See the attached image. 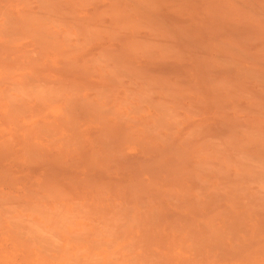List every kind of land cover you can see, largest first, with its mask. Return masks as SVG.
Returning <instances> with one entry per match:
<instances>
[{
  "label": "rangeland",
  "instance_id": "374dc122",
  "mask_svg": "<svg viewBox=\"0 0 264 264\" xmlns=\"http://www.w3.org/2000/svg\"><path fill=\"white\" fill-rule=\"evenodd\" d=\"M149 1L150 0H0V264H29L31 261V264H42V262H45V264L46 262L47 264H130L129 262H131V264H264L263 256L258 257L264 254H262V251H258L260 254L256 252L257 249L263 250L264 248V227L263 224L259 223L262 218V221L264 223V217L263 214H261L262 218L261 216H259L260 220L258 222V217H256L257 215L253 214V218L252 215H250L248 212L250 211L249 207L251 208L252 206V201L253 205L255 204L257 205V208L259 207V213L260 211H262L259 203H256L258 200H253V198L256 196L260 198L261 195H264V140H261V143L263 142L262 145L260 142H258L259 139H261V136H263L262 139H264V123H262L264 122V0H157L156 2L158 4L153 0L150 2ZM152 2H154V4ZM136 4L137 6L140 5L141 8L139 7L140 9L136 10ZM237 4L240 6V9H237L238 11H235L236 7L238 8ZM258 4L260 5V7ZM214 6L221 7L218 8ZM233 6L236 7L234 8ZM225 7L227 9H225ZM217 8L218 11H222L220 14V11L218 12V14H216ZM257 8H260V10L258 11ZM129 12H131V14ZM117 13H119V16L117 15ZM39 14L41 16H39ZM33 16L35 19H37L36 21ZM26 17L28 19L31 18L32 21L31 19L28 20ZM160 17H162L163 20ZM125 18L129 21H127ZM14 20L15 22H13ZM8 21H10L9 23L11 24L7 25ZM36 22H39V24H37ZM133 24L135 29H132L134 28ZM80 27L84 28L83 31L86 30V32H80V30L77 29H80ZM85 27L88 29H85ZM90 28H92L93 30ZM120 28H123L121 29V32ZM129 28H131L132 30ZM168 30L171 32H165ZM3 31L5 34L3 33ZM163 31L165 32V34ZM8 32L12 33H10L11 36L10 34H6ZM19 32H21L22 34H19ZM159 32L162 33L163 36ZM175 33L177 35H175ZM178 34H181L180 36H182V40L179 39L181 37H179ZM157 35L159 36L157 37ZM39 36L41 38H39ZM177 36L179 38H177ZM137 37L139 38L137 39ZM19 38L20 40H18ZM130 40L131 43L133 41L135 42L136 40L137 43L135 44L138 48H136L134 42L132 43L133 45L131 43H128ZM177 40L179 42H177ZM143 43H145V46L143 45ZM145 48H148V50L146 49L145 51ZM184 49L186 53L187 50H190L188 51V53H190L188 54V56L184 55V57H180H183L184 61H187H183L184 63H181L183 58L179 60L180 58L178 59L177 55H179L181 51H184ZM142 52L144 53V55ZM195 52L197 61H195V59H193L192 57V53L195 54ZM162 54H164V56L168 55L170 57L176 54L177 59L180 62H177V59L174 57L175 61H171V59L174 60L173 58H171L170 60L168 59L169 62L166 63L167 60H163L164 56H161ZM136 55H138L139 57ZM180 55H183V53ZM186 56L192 57V60L190 58L189 59L191 61L185 60L188 59ZM37 60H39V62ZM33 61L38 62L41 65H39L38 67L37 63V66H34L35 63L33 64ZM119 61L120 63H117ZM162 61H164L165 64H163L164 62ZM7 62L9 63L10 68H12L11 66L13 65L17 70H14V67L12 69H9V67L7 66ZM32 64L33 67H31ZM119 64H122L123 68L122 65L119 66ZM195 64L200 65L199 67H201L202 69L204 67V72L206 71L208 73H201L203 72L201 71V68H199V72L198 70L197 72L195 70L196 73H193L194 70L191 71V69H197V66ZM128 66L131 67L129 68ZM20 67L26 68H21V70L23 69L21 71L20 69H18ZM107 67L108 69H105ZM42 69L45 73L43 71L40 72ZM111 71H114L116 76H113L114 72L111 73ZM135 71L137 73H134ZM188 71L191 72L189 73ZM11 72L13 73V75ZM39 72L42 75L41 77L39 76ZM127 72L129 73L127 74ZM132 72L134 75L130 74ZM35 73H38V75H36ZM110 73L112 74L114 79H112ZM198 73L201 74V77ZM137 74L140 75V77ZM193 74L199 76L197 77L198 80ZM105 75H109L111 77L110 78L109 76H107L110 81L113 80V82H115L116 80L115 83L116 86L119 87V89H117L118 87L116 88V86L114 85L115 83H113L112 81L111 82L113 84L107 82L109 83L107 84V86L110 84L113 85V88L115 86V91L117 92L116 97L118 96L117 99H115V95H112L116 94L114 93L115 91H111V89H113L110 88L112 85L108 87V89H110L109 92H106V89L105 92L101 93V91H104L101 90V87H103L106 81H109V79L107 80V78L106 80H104ZM136 75L138 77H136ZM75 76L81 77L85 81H91L89 83L87 82V84L92 83L91 85H93V83H97L98 85V83H100V85H103H101V87L99 86L100 88H98V86L96 85V87L98 88L96 93V88L90 89L88 86H86V83H83V86L79 80L82 87L86 86L89 89L83 93L81 92L83 95L78 97V94H80V92L78 93L77 90L75 91V88L77 85H79V82L77 83L75 81L78 80V78H76ZM117 76L120 78H115ZM192 76L194 77L192 78ZM199 79H201V82L202 80H204L206 85L203 86V82L201 83ZM30 80L32 83L30 82ZM100 80H103L105 82L101 83ZM29 82L32 84L31 88L37 86L36 89L38 90L34 92V89H30L34 92L31 94L37 95V93L43 92L46 98H44V95L42 96L41 93L39 95V98L35 97V95L31 96L29 95V93H27L29 96L25 95V93L21 89V84H26H23V86L27 89V87H30ZM199 82L201 83V85ZM18 83L19 85H21L20 89L23 92H20L19 94L22 93L25 96H22V94H16L19 91L15 92L14 89L15 85H17ZM33 83H35L36 85ZM196 83H198V85L200 86H196ZM10 84L12 86H10ZM43 84L47 89L44 88ZM191 84L194 86H191ZM51 85L56 92L62 90V87L66 85H68L66 87H68L69 89L67 88L68 91H64V88V93L59 98L56 96V94L53 95L55 92L51 88ZM107 86L104 88H107ZM205 86L208 87V89L210 88V91L214 90L215 88V91L219 89V95L217 96L219 97L222 95L221 97L223 100V102L222 100L220 102V99H217L219 103H217V101L214 103L213 101H215L216 97L214 99L212 98V101H209V103L213 102L214 105L212 107V105L210 104V107L216 109L213 110L212 108L209 109L207 107L210 111L212 110L210 113L206 112L209 110L205 107V112L201 111L203 107H201L202 109L200 110L198 109V107L205 105L207 101L206 99L209 98L208 97L205 99L206 95H203L204 93L202 90H204L203 87L206 88ZM86 87L85 89H87ZM93 87H95V85H93ZM126 87H128L127 89L129 90L131 89L130 91L135 90L136 93H140V96H138V98L133 97V95H136L135 93L130 96L132 97V100L134 99V102L127 96L126 91H124L125 89L122 90ZM167 87H169L170 89H168ZM55 88L60 90L57 91L55 90ZM70 88L73 91H71ZM164 88H166L167 91ZM16 89H18V87ZM208 89L204 91L207 92ZM11 90L14 91L12 92ZM43 90H47L48 92L46 91L44 93ZM81 90L82 89H80V91ZM25 91L28 92V90ZM168 91L171 93H169ZM184 91H186L187 93ZM51 92L54 93L50 95ZM200 92L203 94L201 95ZM72 93L74 94L72 95ZM209 93L210 92H208V94ZM9 94H11L10 97ZM48 94L50 96H48ZM58 94L60 95L61 93L59 92L57 93V95ZM75 94L76 97L74 96ZM103 94H105V98H107V94H111L110 96L113 98V100H111V98L105 99L104 96V100L102 97H100L102 100H97V96H102ZM211 94L212 95H210V97H214V92H212ZM12 96L14 97V100L18 101H13L15 105L12 103ZM21 98H23V100L26 99V102L23 101L22 104H20L22 101L20 100ZM69 98H71L72 101ZM40 100L42 101V103L40 102ZM125 101L127 103L131 102L132 104L124 103ZM176 102L178 104H176ZM10 103H12L13 106ZM26 103L27 105L25 106ZM73 103H76L75 106H78L74 107ZM157 104H161L162 106L163 104H166L164 105L165 108L161 107V110L163 112V109H166V106L167 108H169L166 110V112L161 113L158 107L161 105ZM215 104L219 105V107L217 108ZM221 104L222 107H220ZM40 105L42 107H40ZM177 105L179 108L177 107ZM38 106L40 108H38ZM138 106H140V109L137 111ZM195 106L197 108H195ZM206 106H209V104H206ZM76 108L77 110H75ZM245 109H247L248 111H246ZM16 111L17 114L15 113ZM66 111H68L69 113ZM219 113H223L224 115L222 114V117H217L216 114ZM72 114L76 118L75 122H72L74 120H70L73 117L71 116ZM220 114L219 116H221ZM249 119H251V121ZM68 120L72 122L71 124L75 123V130L71 129V127L74 126H66L69 129L64 126L69 123ZM121 124H124L122 126L126 129V132H124V130L122 129L124 134L122 130H120L121 128L119 125ZM255 124L257 125V127L255 126ZM258 124H261L260 127ZM43 126L46 127L44 130ZM111 126L117 127L112 128ZM37 127L39 128V130L44 131L43 134H41V131L37 130L36 134H41V137L39 135L35 136L34 134H31L35 133L36 130H33V128L38 129ZM49 128L51 129L49 130ZM149 128L151 130L153 129L154 136ZM45 130H49L50 132L53 131L51 134L52 136L50 135L49 131V134L45 135ZM208 130H210L209 132L211 133H207ZM213 131H215V133ZM198 132L199 137L202 136L201 138L198 137ZM56 133L57 135H59L58 137L56 135L54 136V134ZM104 133H106V135ZM131 133L134 134L131 135L132 140L129 137V134ZM42 135H44V137ZM123 135H126V137L128 138L125 139ZM257 137L258 140H256ZM59 140L60 142H58ZM184 140H186V142ZM253 142H256L257 144ZM55 144H57V146ZM68 144H72L74 147H77L74 148L72 145ZM258 144L260 145L257 146ZM154 148H156L158 152ZM152 149H154L155 151ZM203 149L205 153L202 152ZM81 150H83L84 153L86 152L84 154L86 157H83V153L80 154ZM216 151H221L225 155L221 156V153L219 152V158H217ZM210 153L211 157H209V155L206 156ZM39 154L42 156H40ZM199 154L203 155L200 156ZM37 155L39 156V158L37 157ZM65 155H67L68 159ZM212 155H215L216 157ZM43 156H45V158ZM227 156L229 157L230 161L231 159L235 158L232 160L235 164L231 163L230 165V162H227ZM40 157H42L45 162L49 163L41 162L40 165L39 161H42ZM121 157L123 160L120 159ZM35 163H38L41 167L39 165L35 166ZM238 165L242 167L238 168ZM123 166L126 169L128 168L130 170L126 171L125 168H122ZM88 167L90 168V170ZM4 172H8L9 175L5 174ZM246 175L252 178L256 177V179H258L259 181L256 179H251L252 181L254 180L252 183V181L248 179L249 177H247ZM54 178L56 179L55 181H58V183H55V181L54 183L59 185H55V187L59 188V190L61 189V192H59L58 190V192L61 193V196L56 193L57 188H55V196L53 195V193H51V187L54 190V185L51 186L50 184H54L52 182ZM229 178L231 179V182L233 179V181H236L237 178H240L237 179V182L234 183H236L237 185H241L240 183L243 181L242 185L244 186V181H246L247 179L248 183L251 181L249 184H246L247 188L245 187V189L247 191L243 189V191L246 193L240 192L242 189L238 193L237 190L239 188L235 190V185L233 182L232 184L234 186L231 184ZM227 179L229 182L227 181ZM144 181H146V184L144 183ZM238 181L240 183H238ZM255 182H257L256 185ZM174 183L177 186L180 185L181 190H185L186 188V192H184V190L179 191V187L177 188ZM68 184H70V186H68ZM250 184L252 185L250 186ZM76 185H79V188ZM138 185L142 187L140 188L138 187ZM167 185H174L175 187L173 186L171 189L166 187ZM192 185L194 186L192 187ZM227 185H230L229 187H233H231L232 191ZM48 186H51L50 191H48ZM73 186L75 189H77V191L79 189L81 190H79L78 192L75 191L74 188H72L74 189L72 190L71 187ZM248 186L251 187V189ZM202 187L206 188V191ZM97 188L100 190H98ZM194 188L195 190H193ZM219 188L223 190L221 191ZM224 188H227V190H230L231 192H226V189ZM112 189L113 191L111 192ZM197 189L200 191L201 195L200 193H197ZM90 190L92 191V193ZM189 190H193V193H191V191L189 192ZM219 190L221 192L220 195H222L223 197H219V193L216 194V192H218ZM233 190L237 191V194L232 193ZM74 191L77 194L74 193ZM46 192H48L49 195L48 193L46 194ZM80 192L83 193L81 194ZM223 192L226 193L223 194ZM78 193H80L82 197L83 195H85V199L82 198L79 201L80 194ZM97 193H103L99 196L101 199L98 197ZM211 193L214 195L212 196ZM50 194H52L54 198H56V194L59 196H57V199H55V203H52L51 199L54 200V198ZM71 194L74 196V199L72 198L73 196ZM210 194L212 197L211 200L209 199L211 198L209 196ZM45 196H51V199L50 197L49 200L45 198L46 201H44V199L42 198H44ZM102 196L104 198H102ZM217 196L221 199H219ZM91 197L93 198L94 203ZM214 197L215 199L217 198V201H215ZM246 197L247 202L244 200L246 199ZM250 197L252 198V201L249 203L248 201L251 199ZM88 198L89 200H91H87ZM98 198L100 200H97ZM206 198L209 199L210 202H212V204L214 205H212L213 207H211L210 209L209 206L211 203ZM263 198L261 197V199L263 200L262 202L264 203ZM22 199H24L25 201ZM186 199H193L192 202L195 200L196 206L203 203H206V205L203 204L204 209L201 205L202 209H200L202 211L200 209L198 210V207L196 206H194V208L192 207L193 209L191 210V208H189L187 206V203L185 202ZM242 199L245 201V203H242L243 201L241 202ZM86 200L89 202L88 206H93L94 204H96L92 208V210L96 209L95 212L93 210L94 213H100L101 210L102 212H104H101L100 216L97 214L99 217L96 214H93L94 217L92 216V218H89L90 220H88L87 215L85 217L84 214L85 212L87 213V208L90 207L91 209V206L84 207L85 204H87ZM188 200L186 201L188 202ZM232 200L237 202H232ZM81 201H83V203H81ZM183 201L185 202V205H183ZM29 202L31 203V207L29 204H27ZM190 202L191 201H189L188 203ZM262 202H260V204ZM14 203L16 205H14ZM71 203L73 205H71ZM76 203L80 204H78L79 208L81 206L86 208V211L84 209L85 212L81 211L82 209H79V211L83 212L84 214H73L75 213V211H78L74 208V205H76ZM127 203L130 205V207L128 206L129 208H127ZM180 203H182V206L180 205ZM207 203L210 204L208 205ZM246 203L250 204L251 206H244L246 205ZM18 204H21V207ZM32 204L35 205V209L34 206L32 207ZM38 205L40 206V210L38 209ZM56 205H58L57 208ZM14 206H16V208ZM121 207H123L124 209ZM262 207L264 208V204L262 205ZM58 208L60 210H58ZM111 208L113 213L111 212ZM131 208L132 210H130ZM195 208L197 209L193 213V210ZM205 208L208 210H206ZM2 209L5 210L2 211ZM36 209H38L39 211H37ZM46 209L49 210L47 211ZM70 209H74L75 211H69ZM121 209L124 210V212H127L124 214V216H122L123 214H119ZM241 209L242 212L240 211ZM43 210L46 211L43 212ZM61 210L63 211V213L60 212ZM161 210L164 211L162 212L163 214H161ZM8 211H10L9 214L7 213ZM57 211L59 212L57 213ZM196 211H200L199 213L201 214H197L198 212L195 213ZM226 211L229 213L231 212L235 216L237 215L236 217L234 216V219H236L231 220L232 217H225L229 214ZM11 212L13 214H11ZM36 212H38L39 214H37ZM66 212H68L69 214ZM124 212L121 211V213ZM154 212L157 214H155ZM224 212L225 216L223 215ZM238 212H240L241 214L245 212L244 216L246 217L247 215L246 218H248V220L246 221L245 219H242L243 215H240ZM4 213H6L10 217H7V215H4ZM52 213H54V215L57 214L58 216H52ZM60 213L63 215L65 213L66 216L70 217L71 214H73L72 217H69L68 219V221L70 220L72 224H70L71 222L69 223L68 221H65V216L61 215ZM104 213L107 216H105ZM231 213L229 215H231ZM154 214L155 217L157 216L158 219L161 220L159 222L157 219L159 223H156ZM159 214L161 216L165 215L166 218L161 217L160 219ZM221 214L223 215V218L225 217L227 219H223L221 217ZM77 215L79 217H77ZM82 215H84V217ZM219 215L221 219L218 218ZM239 215L242 217L238 219ZM73 216L79 219L77 220V218L75 219ZM95 216H97L98 219ZM121 216L124 217L125 221H133L135 219L134 222H136V224L139 222L138 224L141 225H138L137 228V225L135 223V225L133 223L131 224V221L127 223L122 220L123 218L121 219ZM142 216L144 217V219ZM4 217H6L7 219H5ZM129 217L130 220H128ZM229 217L230 219H228ZM217 218L221 221H218ZM60 219L62 222L60 221ZM151 219L154 220L151 221ZM141 220L145 221L148 227L146 225L144 226L145 222L142 223ZM233 220L234 224L231 225L230 223L233 222ZM236 220L238 221V223ZM101 221L105 223L104 230L108 228L106 227V223H108L109 226L110 222H116V226L114 225L112 227V230L110 231L108 228L106 230V235V232L104 230L101 232V229L103 228ZM256 221L259 223V225L261 224L262 227L261 225H257ZM73 222H75L76 227H74L75 225H73ZM161 222H163L165 225L161 224ZM213 222H215V226L213 225ZM239 222L242 225L247 226L246 228L243 227V229H245L246 232L250 233L249 236H247V233L242 229V227L241 229L243 230V232L241 233L242 230L239 227L242 225H237L240 224ZM79 223H82L83 225H79ZM123 223H125L124 226L126 228L123 226ZM94 224H97L96 228ZM120 224H122V226ZM188 224L189 226H191L188 227ZM192 224L194 225V227ZM229 224L233 227L236 224L237 230H235L234 228L231 232L228 230L231 229L230 227L225 228L228 227ZM15 225L19 228H22L24 226L22 229H27L25 231L27 233L24 232V234V230H19V228L15 227ZM162 226L164 227L162 228ZM186 226L187 229L185 228ZM209 226L211 230H214L216 228L215 230L217 232L215 230L213 231L214 233L210 231ZM213 226L215 228H213ZM222 226H225V229H223ZM258 227L262 229V231L260 230L262 232L261 235L259 234L260 232L257 233L258 235L254 234V232H257ZM127 228L129 232L127 231ZM146 229L147 231H145ZM168 229L169 231H167ZM172 229L174 232L171 231V233L170 230ZM181 229H183V231H181ZM190 229L192 231H189ZM217 229L219 231L223 230V232L228 230V235L233 234V238L231 236L227 237V234L223 232H220L222 233L221 237L218 236L219 231ZM233 230H235L236 235L234 234ZM19 231L21 232L20 236L24 235L21 238L20 236H18ZM113 231L115 232V234ZM175 231L181 232L178 233V235L181 234L180 236L182 238V241L185 242H187V237L190 238L189 236L191 235V233L187 235L188 232L197 231L196 234L198 235L199 233V237L201 236L200 238L203 239L202 241H196V237L194 238L191 235V237L194 239H190L187 244L184 243L182 245V243L179 244V242H175L177 241L175 240L176 238L179 239L177 234H175L177 233ZM154 232L156 235L154 234ZM130 233L133 234H131L130 236ZM204 233H207L208 238L210 237L208 240V244L212 243L213 239L215 242V239H219L221 243L222 239L224 240L222 244H226L225 247L222 244L219 245L218 240V245L215 242L209 245L211 246V248L209 247L211 251H213L212 249H215V251L210 252V250L207 249L208 247L206 240L208 238L206 234L205 236L207 239H205L203 235H201ZM193 234L195 235V233ZM213 234L214 237H217H212ZM13 235L15 237H13ZM25 235L28 237H26ZM234 235L235 237L238 236L236 237L238 242H235L236 240L234 239ZM39 236L45 237L42 239ZM134 236L138 239H135ZM155 236H157L158 239ZM17 237L19 240L17 239ZM37 237L39 238V240ZM211 237L213 239H211ZM22 238H25V242H28V244L30 242L29 246L26 245L25 242H21L24 241ZM226 238H228L230 241ZM33 239H36L37 241ZM197 239L199 238L197 237ZM232 239H234V242L237 243V245L233 241L231 242ZM159 240L161 242H159ZM242 240L245 241L244 244L241 243ZM173 241L177 244L176 248H172L174 246ZM45 242L48 244H45ZM134 242L137 244L141 243V245L139 244L140 246H137L136 244H133ZM42 243L45 244V246ZM170 243L173 246H171ZM196 243H200L199 245H201V247H199V245L197 247ZM205 244L207 248L205 247ZM35 245L36 247H32ZM142 245H144L145 247ZM181 245L184 246L182 250H180ZM202 245L204 246V248ZM190 246L194 248L192 249V247ZM217 246H219V248L221 246L222 247L219 250ZM235 246L239 249L241 248L242 251L245 252H238V249ZM29 247H31L32 251ZM50 247L51 249H49ZM138 247H140L141 250H139ZM170 247L173 249V253H171L172 251L170 250ZM233 247L234 249H232ZM16 248H18V250ZM186 248H188L187 252ZM167 250H169L170 252H168ZM252 250V253L254 255L256 254L255 256L258 257L259 260H257V258H255L254 256L249 257L250 254L247 253ZM40 251L44 252L45 257L43 254H38L40 253ZM231 252L232 255L234 254L233 256L231 255L232 257L230 256ZM27 253L31 254L33 257L30 255V258L29 254L27 255ZM46 253L48 254V256H52V258L48 257ZM115 254L117 256H115ZM210 254L212 258L210 257ZM235 255H238L237 258ZM39 257H42L41 261H39ZM46 257L48 260H46ZM33 258L34 260L37 259L35 263ZM143 258L145 261H143ZM162 258H164V260H169V262L163 261ZM197 258L199 259V261L197 260ZM30 259L32 260L30 261Z\"/></svg>",
  "mask_w": 264,
  "mask_h": 264
},
{
  "label": "bare ground",
  "instance_id": "6f19581e",
  "mask_svg": "<svg viewBox=\"0 0 264 264\" xmlns=\"http://www.w3.org/2000/svg\"><path fill=\"white\" fill-rule=\"evenodd\" d=\"M150 1H152V0H150ZM150 1H149V2H150ZM153 1L156 2L157 0H153ZM231 1H232V0H231ZM233 1H234V0H233ZM247 1H248V0H247ZM85 2H86V1H85ZM88 2H89V1H88ZM88 2H87V3H88ZM152 3L154 4V2H152ZM156 3H157V2H156ZM233 3H235V2H233ZM233 3H232V4H233ZM239 3H240V1H239ZM243 3H244V2H243ZM137 4H138V3H137ZM137 4H136L135 6H137ZM153 4H152V7H153ZM157 4H158V3H157ZM237 5H238V4H237ZM237 5H236V6H237ZM254 5H255V4H254ZM258 5H259V4H258ZM258 5H257V6H258ZM135 6H134V7H135ZM236 6H233V7L235 8ZM242 6H243V5H242ZM262 6H263V5H262ZM137 7H138V8H137ZM137 7H136V10H138V9L141 8L140 5H138ZM139 7H140V8H139ZM152 7H151V8H152ZM156 7H157V6H156ZM214 7H218V8H219V7H221V6H214ZM226 7H227V6H226ZM226 7H225V9H227ZM246 7H247V6H246ZM259 7H260V5H259ZM25 8H26V7H25ZM25 8H24V9H25ZM218 8H217V13L215 12L216 14H218L219 11H220L219 14L222 12L221 10L218 11ZM255 8H256V7H255ZM126 9H127V8H126ZM131 9H132V8H131ZM142 9H143V8H142ZM223 9H224V7H223ZM237 9H240V6H239V5H238V8L236 7V10H235V9H234V10H235V11H238ZM244 9H245V8H244ZM257 9H258V11L260 10V8H257ZM262 9H263V8H262ZM5 10H6V9H5ZM124 10H125V9H124ZM214 10H215V9H214ZM231 10H232V8H231ZM116 11H117V10H116ZM119 11H120V10H119ZM119 11H118V12H119ZM128 11H130V10H128ZM146 11H147V10H146ZM146 11H145V12H146ZM148 11H149V10H148ZM150 11H151V10H150ZM122 12H125V11H122ZM126 12H127V11H126ZM129 13L131 14V12H129ZM146 13H147V12H146ZM153 13H154V12H153ZM226 13H227V11H226ZM1 14H2V13H1ZM55 14H56V13H55ZM93 14H94V13H93ZM118 14H119V13H117V15H118ZM123 14H124V13H123ZM222 14H223V13H222ZM260 14H261V13H260ZM32 15H33V14H32ZM32 15H31V16H32ZM102 15H103V14H102ZM117 15H116V16H117ZM127 15H128V13H127ZM31 16H30V17H31ZM37 16H38V15H37ZM39 16H41V15L39 14ZM39 16H38V17H39ZM43 16H44V15H43ZM118 16H119V15H118ZM121 16H122V15H121ZM125 16H126V14H125ZM132 16H133V15H132ZM139 16H141V15H139ZM139 16H138V17H139ZM0 17H1V16H0ZM35 17H36V16H35ZM38 17H37V18H38ZM49 17H50V16H49ZM51 17H52V16H51ZM102 17H103V16H102ZM102 17H101V19H102ZM256 17H257V16H256ZM261 17H263V16H261ZM26 18H27V17H26ZM26 18H25V19H26ZM33 18H34V16H33ZM160 18L162 19V17H160ZM216 18H217V17H216ZM7 19H8V18H7ZM27 19H28V18H27ZM29 19H31V18H29ZM29 19H28V20H29ZM34 19H35V18H34ZM34 19H33V20H34ZM120 19H121V18H120ZM123 19H124V17H123ZM125 19H126V18H125ZM0 20H1V18H0ZM12 20H13V19H12ZM12 20H11V21H12ZM36 20H37V19H35V21H36ZM39 20H40V19H39ZM114 20H115V19H114ZM126 20H127V19H126ZM157 20H158V18H157ZM162 20H163V19H162ZM247 20H248V19H247ZM259 20H260V19H259ZM31 21H32V19H31ZM42 21H43V20H42ZM127 21H129V20H127ZM242 21H243V20H242ZM261 21H262V20H261ZM9 22H10V21H8V23L6 22L7 25H8V24H11V23H9ZM13 22H15V20H14ZM75 22H76V21H75ZM122 22H123V21H122ZM20 23H22V22H20ZM30 23H31V22H30ZM36 23H37V22H36ZM132 23H133V22H132ZM134 23H135V22H134ZM139 23H140V22H139ZM242 23H243V22H242ZM23 24H24V23H23ZM37 24H39V22H38ZM41 24H42V22H41ZM125 24H126V23H125ZM125 24H124V25H125ZM137 24H138V23H137ZM5 25H6V24H5ZM15 25H17V24H15ZM21 25H22V24H21ZM32 25H34V24H32ZM117 25H118V24H117ZM131 25H132V24H131ZM258 25H259V24H258ZM11 26H12V25H11ZM11 26H10V27H11ZM35 26H36V24H35ZM42 26H43V24H42ZM42 26H39V27H42ZM45 26H46V25H45ZM49 26H50V25H49ZM86 26H87V25H86ZM110 26H111V25H110ZM135 26H136V24H135ZM13 27H15V26H13ZM13 27H12V28H13ZM16 27H17V26H16ZM33 27H34V26H33ZM74 27H75V26H74ZM133 27H134V24H133ZM164 27H165V26H164ZM18 28H19V27H18ZM45 28H46V27H45ZM75 28H76V27H75ZM8 29H9V28H8ZM15 29H17V28H15ZM38 29H39V28H38ZM77 29L80 30V32H82L84 28L80 27V29H79V28H77ZM85 29H88V28L85 27ZM90 29H92V28H90ZM114 29H115V28H114ZM121 29H123V28H120V32H121ZM129 29H131V28H129ZM132 29H135V27L132 28ZM132 29H131V30H132ZM137 29H138V28H137ZM165 29H166V28H165ZM218 29H219V28H218ZM263 29H264V28H263ZM22 30H23V29H22ZM22 30H21V31H22ZM92 30H93V29H92ZM158 30H159V29H158ZM172 30H173V28H172ZM9 31H10V30H9ZM35 31H36V30H35ZM35 31H34V32H35ZM37 31H38V30H37ZM42 31H43V28H42ZM89 31H90V30H89ZM115 31H116V30H115ZM174 31H175V30H174ZM215 31H216V30H215ZM44 32H45V31H44ZM77 32H79V31H77ZM83 32H86V30H84ZM118 32H119V30H118ZM134 32H135V31H134ZM163 32H164V31H163ZM165 32H171V31L168 30V31H165ZM165 32H164V34H165ZM175 32H176V31H175ZM213 32H214V31H213ZM3 33H4V31H3ZM10 33H11V32H10ZM10 33L8 32V33H6V34H10ZM40 33H41V32H40ZM159 33H160V32H159ZM159 33H158V34H159ZM4 34H5V33H4ZM11 34H12V33H11ZM11 34H10V36H11ZM19 34H22V33L19 32ZM114 34H115V32H114ZM126 34H127V33H126ZM160 34H162V33H160ZM171 34H172V33H171ZM15 35H16V34H15ZM36 35H37V33H36ZM36 35H35V36H36ZM117 35H119V34H117ZM130 35H131V34H130ZM133 35H134V34H133ZM166 35H167V34H166ZM166 35H165V36H166ZM175 35H177V34L175 33ZM178 35H179V34H178ZM180 35H181V34H180ZM180 35H179V37H181V38H179L178 36H177V38H179V39L182 40L183 38H182V36H180ZM17 36H18V35H17ZM158 36H159V35H157V37H158ZM162 36H163V34H162ZM263 36H264V35H263ZM1 37H2V36H1ZM7 37H8V35H7ZM12 37H14V36H12ZM18 37H19V36H18ZM5 38H6V37H5ZM39 38H41V37L39 36ZM138 38H139V37H137V39H138ZM175 38H176V37H175ZM11 39H12V38H11ZM43 39H44V38H43ZM137 39H136V40H137ZM160 39H161V38H160ZM179 39H178V40H179ZM263 39H264V38H263ZM18 40H20V38H19ZM136 40H135V42L133 41L134 44L137 43ZM154 40H155V39H154ZM157 40H158V39H157ZM178 40H177V42H179ZM38 41H39V40H38ZM41 41H43V40H41ZM119 42H120V41H119ZM133 42H132V43H133ZM138 42H139V41H138ZM149 42H150V41H149ZM38 43H39V42H38ZM128 43H131V40H130ZM132 43H131V44H132ZM145 43H146V42H145ZM145 43H143V45H144ZM155 43H156V42H155ZM184 43H185V42H184ZM160 44H161V43H160ZM132 45H133V44H132ZM135 46H136V48H138L136 44H135ZM144 46H145V45H144ZM50 47H51V46H50ZM154 47H155V46H154ZM162 47H163V46H162ZM167 47H168V46H167ZM39 48H40V47H39ZM134 48H135V47H134ZM54 49H55V48H54ZM142 49H143V47H142ZM142 49H141V51H142ZM146 49L148 50V48H145L144 50L146 51ZM164 49H165V48H164ZM153 50H154V49H153ZM160 50H161V49H160ZM191 50H192V49H191ZM263 50H264V49H263ZM263 50H262V51H263ZM136 51H138V50H136ZM145 51H144V53H145ZM151 51H152V48H151ZM188 51H190V50H187V53L185 52V49H184V51H181L180 54L183 53V55H180V54L177 55V56H178V59H179L181 56L184 57V55H187V56H188V54L190 53V52L188 53ZM133 52H134V50H133ZM139 52H140V51H139ZM161 52H162V51H161ZM163 52H164V51H163ZM191 52H192V51H191ZM263 52H264V51H263ZM131 53H132V52H131ZM136 53H137V52H136ZM142 53H143V52H142ZM142 53H141V54H142ZM144 53H143V55H144ZM166 53H167V52H166ZM175 53H176V52H175ZM185 53H186V54H185ZM132 54H133V53H132ZM137 54H138V53H137ZM172 54H173V53H172ZM177 54H178V53H177ZM248 54H249V53H248ZM134 55H135V54H134ZM195 55H196V52H195V54L192 53V57H193V59H195V61H197ZM131 56H132V55H131ZM136 56H138V55H136ZM161 56H164V54H162ZM166 56H168V55H165V56L163 57V60H167L166 63L169 62V60H170L171 58L174 59V57H175V58L177 59L176 54H174V55L171 56V57H170V56L166 57ZM187 56H186V57H187ZM132 57H133V56H132ZM138 57H139V56H138ZM183 57H182V58H183ZM186 57H185V58H186ZM192 57L189 56V57H187L188 59H185V60H190ZM114 58H115V56H114ZM164 58H165V59H164ZM166 58H167V59H166ZM182 58H180L179 60H181ZM189 58H190V59H189ZM123 59H124V57H123ZM168 59H169V60H168ZM178 59L176 60L177 62L179 61ZM18 60H19V59H18ZM159 60H161V59H159ZM191 60H192V59H191ZM191 60H190V61H191ZM246 60H247V59H246ZM37 61L39 62V60H37ZM116 61H117V60H116ZM120 61H121V60H120ZM120 61L117 62V63H120ZM171 61H175V59H174V60L171 59ZM171 61H170V62H171ZM183 61H184V58L182 59L181 63L187 62V61H184V62H183ZM247 61H248V60H247ZM38 62H34V61H33V64L35 63L34 66H37V65H38V67H39V65H41V64H39ZM124 62H125V61H124ZM162 62H164V61H162ZM179 62H180V61H179ZM238 62H239V61H238ZM241 62H242V61H241ZM254 62H255V61H254ZM7 63H8V62H7ZM37 63H38V64H37ZM126 63H127V62H126ZM159 63H161V62H159ZM194 63H195V62H194ZM247 63H248V62H247ZM22 64H23V63H22ZM22 64H21V65H22ZM33 64H32L31 67H33ZM36 64H37V65H36ZM115 64H116V63H115ZM115 64H114V65H115ZM122 64H123V63H122ZM122 64H119V66L122 65ZM163 64H165V62H164ZM241 64H242V63H241ZM254 64H255V63H254ZM21 65H20V66H21ZM23 65H25V64H23ZM107 65H108V64H107ZM107 65H106V66H107ZM124 65H125V64H124ZM195 65H196V64H195ZM202 65H204V64H202ZM237 65H238V64H237ZM252 65H253V64H252ZM7 66L9 67V63H8ZM16 66H18V65H16ZM25 66H26V65H25ZM115 66H116V65H115ZM126 66H127V65H126ZM126 66H124V67H126ZM196 66H197V69H195V68H194V69H191V68H190L191 71L194 70L193 73L195 72V70H196V72H197V70H198V72L200 71V69H199V68H201V67H199L200 65H196ZM253 66H254V65H253ZM256 66H257V65H256ZM11 67H12V68L14 67L13 69H14V70H17V69L15 68V66L12 65ZM38 67H37V68H38ZM40 67H41V66H40ZM128 67L130 68L131 66H128ZM136 67H137V66H136ZM136 67H135V68H136ZM176 67H177V66H176ZM254 67H255V66H254ZM12 68L9 67V69H12ZM21 68H24V69H25L26 67H20V68H18V69L21 70ZM101 68H102V67H101ZM122 68H123V65H122ZM132 68H133V67H132ZM132 68H131V69H132ZM135 68H134V69H135ZM259 68H261V67H259ZM262 68H263V67H262ZM105 69H108V67L105 68ZM187 69H188V68H187ZM190 69H189V70H190ZM201 69H202V68H201ZM203 69H204V67H203ZM203 69L201 70V71H203V72H201V73H205V72H206V71L204 72ZM22 70H23V69H22ZM22 70H21V71H22ZM73 70H74V69H73ZM102 70H103V69H102ZM102 70H101V71H102ZM127 70H128V69H127ZM4 71H5V70H4ZM24 71H25V70H24ZM28 71H29V70H28ZM37 71H38V69H37ZM42 71H43V69H42L40 72H42ZM125 71H126V70H125ZM130 71H131V70H130ZM191 71H190V72H191ZM5 72H6V71H5ZM40 72H39V74H40L39 76L41 77L42 75H41ZM43 72H44V71H43ZM112 72H114V71H111V73H112ZM188 72H189V71H188ZM188 72H187V74H188ZM190 72H189V73H190ZM196 72H195V73H196ZM249 72H250V71H249ZM249 72H248V73H249ZM6 73H7V72H6ZM11 73H12V72H11ZM44 73H45V72H44ZM107 73H108V72H107ZM107 73H106V74H107ZM111 73H110V75H111L112 79H114L113 76H116V75H115V72L113 73V76H112ZM128 73H129V72H127V74H128ZM134 73H137V72L135 71ZM206 73H208V72H206ZM9 74H10V72H9ZM35 74L38 75V73H35ZM42 74H43V73H42ZM130 74L134 75L133 72L130 73ZM138 74H140V73H138ZM138 74H137V75H138ZM162 74H163V73H162ZM198 74H199V76L201 75L200 73H198ZM12 75H13V73H12ZM12 75H11V76H12ZM72 75H73V73H72ZM101 75H102V74H101ZM103 75H104V74H103ZM137 75H136V77H138V76L140 77V75H138V76H137ZM193 75L196 76V74H193ZM203 75H204V74H203ZM107 76H109V75H107ZM107 76H106V75L104 76V80H106V78H107V80L109 79ZM199 76H198V75L196 76V79H197V80H198L197 77H199ZM209 76H210V75H209ZM75 77H76V76H75ZM109 77H110V76H109ZM111 77H110V78H111ZM136 77H135V78H136ZM193 77H194V76H192V78H193ZM200 77H201V76H200ZM76 78H78V80H75V79H74V80H75L77 83H78L79 80H80V82L82 83V85H83V83H86V86H88L90 89H93V88L95 89V88H96V89H95V90H96V91H95L96 93H97L98 88H100L101 85H103V84L100 85V83H98V85H97V83H93V85H95V87H93V85H91L92 83L87 84V82L89 83V82H91V81H89V80H86V81H85V80H83L81 77H76ZM80 78H81V79H80ZM115 78L118 79V78H120V77L117 76V77H115ZM202 78H203V77H202ZM202 78H201V79H202ZM201 79H199L200 82H201ZM74 80H73V81H74ZM82 80H83V82H82ZM134 80H135V79H134ZM5 81H6V80H5ZM100 81H101V83H104V82H105V81H103V80H100ZM111 81L113 82V80H111ZM111 81H110V79H109V81H106V82L104 83L103 87H101V90H104V91H101V93H102V92H105L106 89H107L106 92H107V91L109 92L110 89H108V87H110L113 83H115L116 80H115V82H113V83H112ZM117 81H118V80H117ZM30 82H31V80H30ZM30 82H29V84H30L29 86H30V87H27V89H26V87L23 86L24 83L21 84V85H22L25 89H24L21 85H19V83H18L17 85H15V89H14L15 92H16V91H17V92L19 91V92L16 93V94H19V93L22 92V90H23V92L25 93V95H28L27 93H29V95H31V96H32V95H35V97H38V98H39V95H40V93H41V95L43 96V95H44L43 92L37 93V95H36V94H31V93H34V92H36V91H38V90L36 89L37 86H34L35 88H34V87L31 88V85H32L31 83H32V82H31V83H30ZM35 82H36V81H35ZM80 82H79V85H77L76 88H75V91L77 90L78 93L80 92V94H81V95L78 94V97H79V96H82V95H83L82 93L85 92V91H87V90L89 89V88H87L86 86H85V87H86L87 89H85V87H82V85L80 84ZM107 82L112 83V84H110V85L107 86V84H109V83H107ZM193 82H194V81H193ZM200 82H199V83H200ZM202 82H203V83H202ZM202 82H201V83H202L203 86L206 85L204 80H202ZM11 83H12V82H11ZM63 83H64V81H63ZM74 83H75V82H74ZM77 83H76V84H77ZM135 83H136V82H135ZM201 83H200V85H201ZM15 84H16V83H15ZM33 84H35V83H33ZM105 84H106L107 88H104V87H106ZM117 84H118V83H117ZM196 84H197L196 86H200V85H198V83H196ZM18 85H19V86H18ZM24 85H26V84H24ZM35 85H36V84H35ZM39 85H40V84H39ZM96 85L98 86V88L96 87ZM114 85L116 86V83H115ZM118 85H119V84H118ZM122 85H124V84H122ZM138 85H139V83H138ZM152 85H153V84H152ZM10 86H12V85L10 84ZM20 86H21V89H22V90L20 89ZM43 86H44V88H46V86H45L44 84H43ZM59 86H60V85H59ZM63 86H64V85H63ZM66 86H68V85H66ZM66 86H64V87L61 86L63 89L65 88L64 91H68V90H67L68 87H66ZM78 86H79V87H78ZM83 86H84V85H83ZM99 86H100V87H99ZM115 86H114V88H113V85L110 87V88H113V89H111L112 92L115 91V89L118 87V86H116V88H115ZM135 86H136V84H135ZM163 86H164V85H163ZM191 86H194V85L191 84ZM208 86H211V85H208ZM17 87H18V89H16ZM48 87H50V86H48ZM57 87H58V86H57ZM81 87H82V88H81ZM120 87H121V86H120ZM123 87H124V86H123ZM205 87H206V86H205ZM51 88L53 89L52 85H51ZM59 88H60V87H59ZM62 88H61V89H62ZM77 88H78V89H77ZM79 88L82 89V90L80 91ZM83 88H84V89H83ZM127 88H128V87L123 88L122 90L125 89L124 91H126L127 96H128L129 98H131V100H132V97H130V96H132V94H134V93H135L136 95H133V97H137V98H138V96H140V93H139V92H137V93H139V94H137L135 90L130 91L131 89L129 90V89H127ZM129 88H130V87H129ZM137 88H138V86H137ZM156 88H157V87H156ZM162 88H163V87H162ZM167 88L170 89L169 87H167ZM171 88H172V87H171ZM196 88H197V87H196ZM19 89H20V90H19ZM30 89H31V90L34 89V90H33L34 92L31 91ZM46 89H47V88H46ZM63 89L60 90V89L55 88V90H57V91L60 90L59 92H60L61 94H60V95H59V94L57 95V93H59V92H56V91H54V89H53V91H54L55 93H54V92H51L50 95H52V93H54L53 95L56 94V96L60 98V96L63 95V93H64ZM68 89H69V88H68ZM70 89H71V88H70ZM117 89H119V87H118ZM164 89H166V88H164ZM197 89H198V88H197ZM203 89L206 91V89H208V87H206V88L203 87ZM213 89H214V88H213ZM215 89H216V88H215ZM215 89H214V90H211L212 92H214V94H213L214 97H210V95H212V94H211L212 92L210 91V88L208 89L207 92H205L204 90L200 89V90H202L203 93H204V94L201 93V92H202V91H201V92H200L201 95H202V94H203V95H206V96H205V99L208 98V97L211 98V99H209V98H208L209 100L206 99L207 101L205 100V101H206L205 105H202V106L198 107L199 110L202 109L201 107H203V109H202L201 111H204V110L206 111V109H208V108L211 109L216 101H217V103H219V101L221 102V100H222V97H221V96H222V95H221V93H220L221 96L218 97L217 95H219V89H218L217 91H215ZM5 90H6V89H5ZM14 90H11V91L13 92ZM25 90H28V92H26ZM49 90H50V89H49ZM145 90H146V89H145ZM180 90H181V89H180ZM30 91H31V92H30ZM41 91H42V90H41ZM43 91H44V93H45L47 90H43ZM61 91H62V92H61ZM71 91H73V90L71 89ZM92 91H94V90H92ZM99 91H100V90H99ZM111 91H110V92H111ZM134 91H135V92H134ZM137 91H138V90H137ZM159 91H161V90H159ZM166 91H167V89H166ZM171 91H172V90H171ZM175 91H177V90H175ZM175 91H174V92H175ZM178 91H179V90H178ZM186 91H187V90H186ZM186 91H184V92H186ZM197 91H198V90H197ZM4 92H5V91H4ZM4 92H3V93H4ZM23 92H22V93H23ZM47 92H48V91H47ZM69 92H70V90H69ZM81 92H82V93H81ZM127 92H129V93H127ZM131 92H132V93H131ZM163 92H164V91H163ZM168 92H169V91H168ZM187 92H188V91H187ZM187 92H186V93H187ZM208 92H210V93L208 94ZM216 92H218V93H216ZM220 92H221V91H220ZM5 93H6V92H5ZM22 93H21V94H22ZM99 93H100V92H99ZM101 93H100V94H101ZM114 93H116V94H112V95H115V97H116L117 92L115 91ZM169 93H171V92H169ZM180 93H181V92H180ZM186 93H184V94H186ZM206 93H207V94H206ZM248 93H249V92H248ZM21 94H19V95H21ZM73 94H74V93H72V95H73ZM129 94H130V95H129ZM176 94H177V93H176ZM190 94H191V93H190ZM7 95H8V93H7ZM10 95H11V94H9V97H10ZM25 95L22 94V96H25ZM29 95H28V96H29ZM46 95H47V94H46ZM50 95L48 94V96H50ZM107 95H108V96H107ZM107 95H106L107 98H111V100H113V98L110 96L111 94H110V95L107 94ZM188 95H189V93H188ZM191 95H192V94H191ZM191 95H190V96H191ZM193 95H194V94H193ZM208 95H209V96H208ZM4 96H5V95H4ZM48 96H47V97H48ZM64 96H65V95H64ZM74 96L76 97V94H75ZM103 96H104V98H105V94H103L102 96H101V95H100V96H97V97H98L97 100H99V99L102 100L100 97L103 98ZM109 96H110V97H109ZM224 96H225V95H224ZM240 96H241V95H240ZM250 96H251V95H250ZM6 97H8V96H6ZM26 97H27V96H26ZM33 97H34V96H33ZM35 97H34V98H35ZM43 97L46 98L45 95H44ZM57 97H56V98H57ZM75 97H74V98H75ZM78 97H77V98H78ZM117 97H118V96H117ZM117 97H116L115 99H117ZM128 97H127V99H128ZM188 97H189V96H188ZM215 97H216V99H215V101H213L214 103H213V102H212V103H209V101H212V98L214 99ZM217 97H218V98H217ZM248 97H249V96H248ZM11 98H13L12 103L15 105V103H14L13 101H16V100H14V97H13V96H12ZM11 98H10V99H11ZM23 98H24V97H23ZM23 98L20 99V100H22L20 104H22V102L26 100V99L23 100ZM38 98H37V99H38ZM104 98H103V100H104ZM107 98H105V99H107ZM185 98H186V97H185ZM201 98H202V97H201ZM0 99H1V96H0ZM35 99H36V98H35ZM69 99L71 100V98H69ZM80 99H81V98H80ZM186 99H187V98H186ZM217 99H220V100L218 101ZM2 100H4V99H2ZM7 100H8V99H7ZM49 100H50V99H49ZM129 100H130V99H129ZM129 100H127V101H129ZM139 100H140V98H139ZM188 100H189V99H188ZM0 101H1V100H0ZM38 101H39V100H38ZM71 101H72V100H71ZM71 101H70V102H71ZM132 101L134 102V99H133ZM2 102H3V101H2ZM16 102H18V101H16ZM25 102H26V101H25ZM28 102H29V101H28ZM40 102L42 103L41 100H40ZM117 102H118V100H117ZM222 102H223V100H222ZM12 103H10V104L12 105ZM38 103H39V102H38ZM85 103H86V102H85ZM122 103H123V102H122ZM124 103H127V102L125 101ZM128 103H131V102H128ZM128 103H127V104H128ZM136 103H137V102H136ZM183 103H185V102H183ZM203 103H204V102H203ZM50 104H51V103H50ZM54 104H55V103H54ZM75 104H76V103H75ZM75 104L73 103V106H74V107L78 106V105L75 106ZM77 104H78V103H77ZM127 104H126V105H127ZM131 104H132V103H131ZM134 104H135V103H134ZM171 104H172V102H171ZM176 104H178V103L176 102ZM192 104H193V103H192ZM197 104H198V103H197ZM206 104H209V106H206ZM210 104L212 105V107H210ZM263 104H264V103H263ZM263 104H262V105H263ZM23 105H24V103H23ZM26 105H27V103L25 104V106H26ZM37 105H38V104H37ZM42 105H43V104H42ZM82 105H83V104H82ZM120 105H121V104H120ZM124 105H125V104H124ZM157 105H161V104H157ZM164 105H166V104H163V106H162V105H161V106H158L159 109H160V112H161V113L163 112L161 109H162L163 107L165 108ZM12 106H13V105H12ZM21 106H22V105H21ZM93 106H94V105H93ZM121 106H122V105H121ZM132 106H134V105H132ZM215 106H216L217 108L219 107V105H216V104H215ZM223 106H224V105H223ZM14 107H15V106H14ZM22 107H23V106H22ZM40 107H42V106L40 105ZM40 107L38 106V108H40ZM139 107H140V106H138V108L136 107V108H137V111L140 109ZM156 107H157V106H156ZM161 107H162V108H161ZM177 107H178V105H177ZM180 107H181V105H180ZM192 107H193V106H192ZM204 107H205L206 109H205ZM207 107H208V108H207ZM220 107H222V104L220 105ZM12 108H13V107H12ZM77 108H78V107H77ZM77 108H76L75 110H77ZM100 108H101V107H100ZM168 108H169V107H168ZM168 108H167V106H166V109H163L164 112H166V110H167ZM178 108H179V107H178ZM182 108H184V107H182ZM182 108H181V109H182ZM195 108H197V107L195 106ZM214 108H215V107H214ZM14 109H15V108H14ZM209 109H208V110H209ZM212 109H213V108H212ZM215 109H216V108H215ZM215 109H213V110H215ZM222 109H225V108H222ZM12 110H13V109H12ZM23 110H24V109H23ZM176 110H180V109H176ZM185 110H187V109H185ZM192 110H193V108H192ZM220 110H221V109H220ZM245 110L248 111L247 109H245ZM252 110H253V108H252ZM10 111H11V110H10ZM13 111H14V110H13ZM17 111H18V110H17ZM17 111L15 112L16 114H17ZM20 111H21V110H20ZM20 111H19V112H20ZM25 111H26V110H25ZM73 111H74V110H73ZM190 111H191V110H190ZM205 111H204V112H205ZM211 111H212V110H211ZM211 111L209 110V111H206V112L210 113ZM217 111H218V110H217ZM66 112H68V111H66ZM164 112H163V113H164ZM68 113H69V112H68ZM161 113H160V114H161ZM216 113H217V112H216ZM244 113H245V112H244ZM13 114H14V113H13ZM16 114H15V115H16ZM20 114H21V113H20ZM73 114H74V113H73ZM73 114H72L71 116L74 117ZM219 114H220V113H219ZM219 114H216L217 117H222V114H223V113L220 114L221 116H219ZM21 115H22V114H21ZM67 115H68V114H67ZM216 115H215V116H216ZM223 115H224V114H223ZM76 116H77V115H76ZM163 116H164V115H163ZM168 116H170V115H168ZM14 117H15V116H14ZM73 117H72V119H70V120H74V121H72V122H75L76 118H75V117L73 118ZM249 117H250V116H249ZM70 118H71V117H70ZM250 118H251V117H250ZM15 119H16V118H15ZM226 119H228V118H226ZM238 120H239V119H238ZM249 120L251 121V119H249ZM68 121H69V120H68ZM245 121H247V120H245ZM17 122H18V121H17ZM17 122H15V123H17ZM72 122L69 121L70 124L68 123V124H66V125H64V126H65V127L68 126V125H69L68 127H70V126H74V127H71V129H72V130H75V129H74V128H75V123H74V124H71ZM229 122H230V121H229ZM66 123H67V122H66ZM238 123H239V122H238ZM249 123H250V122H249ZM253 123H254V122H253ZM262 123H264V122H262ZM76 124H77V123H76ZM157 124H158V123H157ZM122 125H124V124L119 125L120 128H121L120 130L123 129L124 132H126V131H125L126 129L123 128ZM159 125H160V124H159ZM163 125H164V124H163ZM163 125H162V126H163ZM258 125H259V127H260L261 124H258ZM44 126H46V125H44ZM44 126H43V127H44ZM48 126H49V125H48ZM64 126H63V127H64ZM113 126H115V125H113ZM121 126H122V127H121ZM157 126H158V125H157ZM162 126H160V127H162ZM255 126L257 127L256 124H255ZM63 127H62V128H63ZM65 127H64V128H65ZM68 127H66V128H68ZM111 127H112V126H111ZM116 127H117V126H116ZM116 127H112V128H116ZM124 127H125V126H124ZM35 128H36V127H35ZM35 128H33V130H36L35 133H31V134H34L35 136H36V135H37V136H38V135L40 136L41 134H43V132H44L43 130H44L46 127H44L43 130H39L38 127H37L38 129H35ZM47 128H48V127H47ZM50 129H51V128H49V130H50ZM57 129H58V128H57ZM68 129H69V128H68ZM108 129H109V128H108ZM149 129H150V128H149ZM149 129H148V130H149ZM156 129H158V128H156ZM37 130L41 131V132H40L41 134H39V133L36 134V133H37ZM49 130H48V131H49ZM123 130H122V132H123ZM150 130H151V129H150ZM46 131H47V130H45V135H46V134H49L48 131H47V133H46ZM151 131H152V133L154 132L153 129H152ZM151 131H150V132H151ZM209 131H210V130H208L207 133H211V132H209ZM32 132H33V131H32ZM49 132H50V131H49ZM52 132H53V131H52ZM52 132H50V135L52 134ZM115 132H116V131H115ZM124 132H123V134H124ZM148 132H149V131H148ZM213 132L215 133V131H213ZM75 133H76V132H75ZM75 133H74V134H75ZM116 133H117V132H116ZM129 133H130V132H129ZM134 133H135V132H134ZM28 134H29V132H28ZM31 134H30V135H31ZM78 134H79V133H78ZM78 134H77V135H78ZM104 134L106 135V133H104ZM126 134H127V133H126ZM197 134H198V137H199V132H198ZM200 134H204V133H200ZM50 135H49V137H50ZM55 135H56L57 137L59 136V135H57V133L54 134V136H55ZM60 135H61V134H60ZM129 135H130V136H129ZM129 135H128V136H129L130 139H131V138H132L131 135H134V134L131 133V134H129ZM28 136H29V135H28ZM42 136L44 137V135H42ZM51 136H52V135H51ZM54 136H53V137H54ZM72 136H73V135H72ZM75 136H76V135H75ZM107 136H108V135H107ZM120 136H121V135H120ZM120 136H119V137H120ZM123 136H124V135H123ZM153 136H154V133H153ZM192 136H193V135H192ZM16 137H17V136H16ZM40 137H41V136H40ZM53 137H52V139H53ZM79 137H80V136H79ZM121 137H122V136H121ZM147 137H148V136H147ZM155 137H156V136H155ZM188 137H189V136H188ZM188 137H187V138H188ZM201 137H202V136H201ZM201 137H199V138H201ZM30 138H31V136H30ZM68 138H69V137H68ZM76 138H78V137H76ZM109 138H110V137H109ZM124 138L126 139V138H128V137H126V135H125ZM151 138H153V137H151ZM189 138H190V137H189ZM189 138H188V139H189ZM192 138H194V137H192ZM259 138H260V137H259ZM262 138H263V136H261V139H259L258 142L261 143V140H264V139H262ZM17 139H18V138H17ZM38 139H40V138H38ZM55 139H56V138H55ZM79 139H80V138H79ZM133 139H136V138H133ZM147 139H148V138H147ZM172 139H173V138H172ZM188 139H186V140H188ZM254 139H255V138H254ZM19 140H20V139H19ZM28 140H29V139H28ZM66 140H67V139H66ZM77 140H78V139H77ZM81 140H82V139H81ZM123 140H124V139H123ZM127 140H128V139H127ZM131 140H132V139H131ZM154 140H155V139H154ZM186 140H184V141L186 142ZM256 140H258V137H257ZM256 140H255V141H256ZM1 141H2V140H1ZM52 141H53V140H52ZM78 141H79V140H78ZM111 141H112V140H111ZM58 142H60V140H59ZM58 142H57V143H58ZM65 142H66V141H65ZM68 142H70V141H68ZM138 142H139V141H138ZM153 142H155V141H153ZM54 143H55V142H54ZM253 143H256V142H253ZM135 144H136V143H135ZM249 144H250V143H249ZM256 144H257V143H256ZM262 144H263V142L261 143V145H262ZM55 145L57 146V144H55ZM68 145H72V144H68ZM68 145H67V146H68ZM146 145H147V144H146ZM151 145H152V144H151ZM259 145H260V144H258L257 146H259ZM34 146H35V145H34ZM38 146H39V145H38ZM56 146H55V147H56ZM72 146H73V145H72ZM72 146H71V147H72ZM98 146H100V145H98ZM144 146H145V145H144ZM187 146H188V145H187ZM68 147H69V146H68ZM73 147H74V146H73ZM75 147H77V146H75ZM75 147H74V148H75ZM37 148H38V147H37ZM78 148H79V147H78ZM78 148H77V149H78ZM81 148H82V147H81ZM83 148H84V147H83ZM263 148H264V147H263ZM263 148H262V149H263ZM68 149H70V148H68ZM154 149H156V148H154ZM154 149H152V150H154ZM204 149H206V148H204ZM204 149H203V151L201 150L203 153H205V152H204ZM35 150H36V148H35ZM78 150H79V149H78ZM115 150H116V149H115ZM81 151H82V152H81ZM81 151H80V154L83 153V157H84V156H85L84 154H85L86 152L84 153L83 150H81ZM112 151H113V150H112ZM154 151H155V150H154ZM156 151H157V149H156ZM206 151H207V150H206ZM121 152H122V151H121ZM157 152H158V151H157ZM202 152H200V153H202ZM214 152H215V151H214ZM219 152H220L221 154H220ZM219 152L216 151V154H217L216 156H217V158H219L218 154H220L221 156L225 155V154L222 153L221 151H219ZM0 153H1V152H0ZM30 153H31V152H30ZM36 153H37V152H36ZM43 153H44V152H43ZM207 153H208V152H207ZM78 154H79V153H78ZM90 154H91V153H90ZM263 154H264V153H263ZM39 155H40V154H39ZM56 155H57V154H56ZM71 155H72V154H71ZM76 155H77V154H76ZM119 155H120V154H119ZM119 155H118V156H119ZM199 155H200V154H199ZM201 155H203V154H201ZM201 155H200V156H201ZM204 155H205V154H204ZM208 155H209V157H211V153H210V154H207L206 156H208ZM40 156H42V155H40ZM65 156H66V158H67V155H65ZM72 156H73V155H72ZM81 156H82V155H81ZM118 156H117V157H118ZM212 156H215V155H212ZM216 156H215V157H216ZM1 157H2V156H1ZM27 157H28V156H27ZM37 157L39 158L38 155H37ZM43 157L45 158V156H43ZM74 157H75V156H74ZM85 157H86V156H85ZM183 157H184V156H183ZM197 157H199V156H197ZM227 157H228V156H227ZM227 157H226V158H227ZM32 158H33V157H32ZM38 158H37V159H38ZM40 158L42 159V157H40ZM118 158H119V157H118ZM173 158H174V157H173ZM224 158H225V157H224ZM17 159H18V158H17ZM62 159H63V158H62ZM67 159H68V158H67ZM84 159H85V158H84ZM115 159H116V156H115ZM120 159H122V157H121ZM174 159H175V158H174ZM233 159H235V158H233ZM233 159H231V161H230V159H229V157H228V161H227V162H228V163L230 162V165H231V163H232V164L234 163V162L232 161ZM34 160H35V159H34ZM39 160H40V159H39ZM43 160H44V159H42V161H39L40 163H39L38 161H36V160H35V161L38 162V163L41 165V162H45V160H44V161H43ZM53 160H54V159H53ZM69 160H70V159H69ZM122 160H123V159H122ZM122 160H121V161H122ZM31 161H32V160H31ZM31 161H30V162H31ZM63 161H64V160H63ZM84 161H85V160H84ZM1 162H2V161H1ZM32 162H33V161H32ZM81 162H82V161H81ZM118 162H119V161H118ZM235 162H236V161H235ZM38 163H37V164L35 163V164H36L35 166H38V165H39ZM45 163H49V162H45ZM121 163H122V162H121ZM165 163H166V162H165ZM119 164H120V163H119ZM122 164H123V163H122ZM125 164H126V162H125ZM148 164H149V163H148ZM167 164H168V163H167ZM234 164H235V163H234ZM40 165H39V166H40ZM44 165H45V164H44ZM76 165H77V164H76ZM93 165H94V163H93ZM35 166H34V168H35ZM121 166H122V165H121ZM238 166H239L238 168H241V167H242V166H240V165H238ZM40 167H41V166H40ZM44 167H45V166H44ZM92 167H93V166H92ZM88 168H89V167H88ZM94 168H95V167H94ZM122 168H125V167L123 166ZM152 168H153V167H152ZM204 168H205V167H204ZM236 168H237V167H236ZM20 169H21V168H20ZM89 170H90V168H89ZM122 170H124V169H122ZM125 170L128 171V170H130V169H128V168L126 169V168H125ZM200 170H201V169H200ZM196 171H197V170H196ZM203 171H204V170H203ZM205 171H207V170H205ZM108 172H109V171H108ZM4 173H5V172H4ZM137 173H138V172H137ZM203 173H204V172H203ZM209 173H211V172H209ZM5 174H8V172L5 173ZM89 174H90V173H89ZM216 174H217V172H216ZM8 175H9V174H8ZM56 175H57V174H56ZM152 175H153V174H152ZM207 175H209V174H207ZM205 176H206V175H205ZM246 176H247V175H246ZM227 177H229V176H227ZM227 177H226V178H227ZM239 177H240V176H239ZM247 177H249L248 179H250V180H251V179H256V177H255V178H254V177L252 178V177H250V176H247ZM6 178H7V177H6ZM60 178H61V177H60ZM193 178H194V177H193ZM210 178H211V177H210ZM245 178H246V177H245ZM245 178H244V179H245ZM8 179H9V178H8ZM10 179H11V178H10ZM66 179H67V178H66ZM212 179H213V178H212ZM237 179H240V178H237ZM237 179H236V181H233V180H234V179H233L232 182H233V183H234V182H237ZM244 179H243V180H244ZM248 179H247V180H248ZM11 180H12V179H11ZM11 180H10V181H11ZM55 180H56V179L54 178V180H53V181L51 180V181L54 183ZM142 180H143V179H142ZM144 180H145V179H144ZM230 180H231V179L229 178V181H230ZM241 180H242V178H241ZM247 180L244 181V182H245V186L242 185V182H243V181H242L241 183L238 181V183H240L242 186H241V185H237L236 183H234V185H235V186H234V185L232 184V182H231V181H230V182H231V184L234 186V189H235V190H237V188H239V189L237 190L238 193H239V191H240L241 189H242V190H241L240 192H244L243 189L246 190V189H245L246 184H249V183L252 181V180H251V181L249 180L250 182L248 183ZM256 180H258V179H256ZM49 181H50V180H49ZM192 181H193V180H192ZM195 181H196V180H195ZM227 181H228V179H227ZM227 181H226V182H227ZM229 181H228V182H229ZM253 181H254V180H253ZM253 181H252V183H253ZM258 181H259V180H258ZM1 182H2V181H1ZM6 182H7V181H6ZM15 182H17V181H15ZM15 182H14V183H15ZM76 182H77V181H76ZM141 182H142V181H141ZM145 182H146V181H144V183H145ZM160 182H161V181H160ZM180 182H181V181H180ZM262 182H263V181H262ZM50 183H51V182H50ZM55 183H58V181H55ZM55 183H54V184H52V183L50 184L51 186L54 185V190H53V188L50 186L51 189H52V192H51V193H53V195L55 194L54 192L56 191L55 188H57V187H55V185H56V186H59V185H57V184H55ZM80 183H81V182H80ZM136 183H137V182H136ZM163 183H164V182H163ZM176 183H178V182H176ZM192 183H193V182H192ZM256 183H257V182H255V185H256ZM81 184H82V183H81ZM138 184H140V183H138ZM145 184H146V183H145ZM174 184H175V183H174ZM220 184H221V183H220ZM231 184H230V185H231ZM9 185H10V184H9ZM9 185H8V186H9ZM46 185H47V184H46ZM48 185H49V184H48ZM72 185H73V184H72ZM72 185H71V186H72ZM82 185H83V184H82ZM169 185H170V184H169ZM178 185H179V184H178ZM230 185H229V186H230ZM236 185H237V187H236ZM251 185H252V184H250V186H251ZM16 186H17V185H16ZM60 186H62V185H60ZM68 186H70V184H68ZM76 186H77V185H76ZM83 186H84V185H83ZM88 186H90V185H88ZM133 186H134V185H133ZM135 186H136V185H135ZM149 186H150V185H149ZM173 186H174V185H173ZM173 186H168V185H167L166 187L172 189ZM175 186H177V185L175 184ZM175 186H174V187H175ZM193 186H194V185H192V187H193ZM201 186H202V185H201ZM203 186H204V185H203ZM225 186H226V185H225ZM227 186H228V185H227ZM229 186H228V187H229ZM239 186H240V187H239ZM2 187H3V186H2ZM46 187H47V186H46ZM48 187H49V186H48ZM50 187L48 188V191H50ZM77 187L79 188V185H78ZM77 187H76V188H77ZM84 187H85V186H84ZM104 187H105V185H104ZM136 187H137V186H136ZM138 187H140V185H138ZM141 187H142V186H141ZM141 187H140V188H141ZM178 187H179V189H180L179 191H183V190H184V189L181 190L180 185L177 186V188H178ZM208 187H209V186H208ZM210 187H211V186H210ZM218 187H220V186H218ZM231 187H232V186H231ZM231 187H229L230 190L233 188V187H232V188H231ZM235 187H236V188H235ZM248 187H249V186H248ZM13 188H14V187H13ZM60 188H61V187H60ZM72 188H74V186L71 187V189H72ZM87 188H88V187H87ZM94 188H95V187H94ZM132 188H133V187H132ZM195 188H196V186H195ZM195 188H194L193 190H195ZM200 188H201V187H200ZM202 188H204V187H202ZM221 188H222V186H221ZM229 188H228V189H229ZM246 188H247V187H246ZM249 188L251 189V187H249ZM249 188H248V190H249ZM45 189H47V188H45ZM74 189H75V188H74ZM74 189H72V190H74ZM91 189H92V188H91ZM97 189H98V188H97ZM188 189H189V188H188ZM198 189H199V188H198ZM198 189H197V190H198ZM212 189H213V188H212ZM216 189H217V188H216ZM216 189H215V190H216ZM219 189H220V188H219ZM224 189H226V190H225L226 192H227V191H229V192L232 191V190H231V191H230V190H227V188H224ZM41 190H42V189H41ZM43 190H44V188H43ZM58 190H59V188H57L56 193L59 194V196H61V195H60L61 193H59V192H61V189L59 190V192H58ZM79 190H81V189H79ZM79 190H78V191H79ZM98 190H100V189H98ZM136 190H138V189H136ZM193 190H189V192L191 191V193H193V192H192ZM204 190L206 191V188H204ZM207 190H209V189H207ZM220 190H221V189H220ZM220 190H219L218 192H216V194L219 193V197L222 196V195H220V193H221ZM222 190H223V189H222ZM222 190H221V191H222ZM75 191H77V189H75ZM75 191H74V193H76ZM78 191H77V192H78ZM90 191H91V190H90ZM112 191H113V189L111 190V192H112ZM144 191H145V190H144ZM169 191H170V190H169ZM198 191H199V190H198ZM198 191H197V193H200V191H199V192H198ZM205 191H204V193H205ZM210 191H211V190H210ZM237 191H234V190H233L232 193H234V194L236 193V194H237ZM246 191H247V190H246ZM63 192H64V191H63ZM99 192H100V191H99ZM184 192H186V188H185ZM201 192H202V190H201ZM226 192H225V193H226ZM47 193H48V192H46V194H47ZM69 193H70V191H69ZM74 193H73V194H74ZM80 193L82 194L83 192H80ZM80 193H78V194H80ZM84 193H85V192H84ZM91 193H92V191H91ZM122 193H123V192H122ZM182 193H183V192H182ZM212 193H213V192H212ZM212 193H211V194H212ZM225 193L223 192V194H225ZM244 193H246V192H244ZM262 193H263V192H262ZM57 194H56V198H54V197L52 196V194H50V195L54 198V200H53V199H51V196H49L50 199L52 200V203H53L54 201H56L55 199H57V196H58ZM76 194H77V193H76ZM81 194H80V197H79V201H80V199L84 198V196H85V195H83V197H82ZM85 194H86V193H85ZM97 194H98V197H99V196H100L101 194H103V193H101V194H100V193H97ZM154 194H155V193H154ZM211 194L209 195L210 197H211ZM216 194H215V195H216ZM48 195H49V193H48ZM71 195H72V194H71ZM110 195H111V194H110ZM200 195H201V193H200ZM213 195H214V194H212V196H213ZM229 195H231V194H229ZM259 195H260V194H259ZM24 196H25V195H24ZM24 196H23V197H24ZM54 196H55V195H54ZM59 196H58V197H59ZM72 196H73V195H72ZM209 196H208V198H209ZM47 197H48V196H45V197L42 198V199H44V201H46L45 198L49 200V197H48V198H47ZM89 197H90V196H89ZM116 197H117V196H116ZM123 197H124V196H123ZM147 197H148V196H147ZM184 197H185V195H184ZM184 197H183V199H184ZM217 197H218V196H217ZM219 197H218V198H219ZM222 197H223V196H222ZM261 197L263 198L264 195H263V196L261 195L260 198L257 197V196L254 197V198H256V199L253 198V200H256V201L258 200L257 202H256V201H255V202H256V203H259V206H260V208L262 209V211H260V213H259V207L257 208V205H255V204L253 205V204H252L253 201H252V198H251V197H250L251 199L248 198V199H250L248 202L250 203V202L252 201V203H251L252 206H251L250 204H248V203H246V205H244V206H247V205H248V207H249V205L251 206V208L249 207L250 211H248V210H247V211L249 212L250 215H252V217L254 216L253 214L257 215L256 217H258V222H259V220H260L259 216H261V214H263V217H264V208L262 207V205H263L264 203L262 202L263 200L261 199ZM25 198H26V197H25ZM72 198L74 199V196H73ZM91 198H92V197H91ZM99 198H100V197H99ZM99 198H98L97 200H100V199H101V198H100V199H99ZM102 198H104V197L102 196ZM257 198H259V199H257ZM84 199H85V198H84ZM200 199H201V198H200ZM206 199H207V198H206ZM206 199H205V200H206ZM209 199L211 200L212 197L209 198ZM209 199H207V200H209ZM214 199H215V197H214ZM214 199H213V200H214ZM219 199H221V198H219ZM243 199H244V198H243ZM243 199L241 200V202L243 201L242 203H245V201L247 200V197H246V199H244L245 201H244ZM263 199H264V198H263ZM22 200H24V199H22ZM48 200H47V202H48ZM59 200H60V198H59ZM87 200H89V198H88ZM87 200H86V201H87ZM90 200H91V199H90ZM90 200H89V201H90ZM92 200H93V198H92ZM132 200H133V199H132ZM186 200H188V199H186ZM186 200H185V202L187 203V206H188L189 208H191V210H192V209L194 208V206H196L195 200H194L193 202H192L193 199H192V200H188V202L191 201L190 203H188ZM210 200H209V202H210ZM213 200H212V201H213ZM222 200H224V199H222ZM226 200H227V199H226ZM260 200H261V201H260ZM6 201H7V200H6ZM13 201H14V198H13ZM24 201H25V200H24ZM76 201H77V200H76ZM86 201H84V202H86ZM106 201H107V200H106ZM108 201H109V200H108ZM134 201H135V200H134ZM178 201H179V200H178ZM200 201H201V200H200ZM215 201H217V198L215 199ZM215 201H214V202H215ZM229 201H230V200H229ZM233 201H234V200H232V202H233ZM238 201H239V200H238ZM37 202H38V201H37ZM42 202H43V201H42ZM97 202H98V201H97ZM109 202H110V201H109ZM126 202H127V201H126ZM131 202H132V201H131ZM156 202H157V201H156ZM185 202H184V201L182 202L183 205H185V204H184ZM196 202H197V201H196ZM198 202H199V201H198ZM220 202H221V201H220ZM227 202H228V201H227ZM234 202H237V201H234ZM246 202H247V201H246ZM260 202H262L263 204L261 203V204H262V205H261ZM3 203H4V202H3ZM7 203H8V202H7ZM19 203H20V202H19ZM49 203H50V202H49ZM54 203H55V202H54ZM61 203H62V202H61ZM79 203H80V202H79ZM79 203H78V204H79ZM81 203H83V201H81ZM86 203H87V204H85L84 207H89V206H91V205L88 206V203H89L88 201H87ZM93 203H94V200H93ZM110 203H111V202H110ZM151 203H153V202H151ZM182 203H180V205H181ZM194 203H195V204H194ZM200 203H201V202H200ZM210 203H211V204H210ZM210 203H207L208 205L210 204L209 209H210L211 207L214 206V205L212 204V202H210ZM11 204H12V202H11ZM27 204L30 205L31 203L29 202V203H27ZM78 204L76 203V205H74L75 210L77 209L78 211H75L74 209H70V210H69V211H72V210H73V212L75 211V213L72 212L74 215H75L76 213H80V215H81V214H84L83 212L86 211V208H84V207H82V206L79 208V207H78ZM99 204H101V203H99ZM127 204H128V203H127ZM130 204H131V203H130ZM193 204H194V205H193ZM203 204L206 205V203H203ZM203 204H201L202 207L204 206ZM232 204H233V203H232ZM234 204H235V203H234ZM239 204H240V203H239ZM14 205H16V204L14 203ZM18 205H19V204H18ZM71 205H73V204L71 203ZM79 205H80V204H79ZM81 205H82V204H81ZM86 205H87V206H86ZM95 205H96V204H94L93 206H95ZM111 205H112V204H111ZM124 205H125V204H124ZM199 205H200V204H198V206H196V207H198V210L201 208V205H200V207H199ZM212 205H213V206H212ZM12 206H13V205H12ZM19 206L21 207V204H20ZM33 206H34V209H35V205L32 204V207H33ZM64 206H65V205H64ZM93 206H91V209H90V207L87 208V209H88V210H87V213L85 212V214H84L85 217H86V215H87L88 220H90L89 218H92L93 214H94V215H95V214H96V215L98 214V215L100 216V213L102 212V210H101L100 213H94L96 209H95V210L93 209V210H94V212H93V210H92ZM99 206H100V205H99ZM116 206H117V205H116ZM128 206L130 207L129 204L127 205V208H129ZM173 206H175V205H173ZM177 206H178V205H177ZM181 206H182V205H181ZM236 206H237V205H236ZM14 207L16 208V206H14ZM30 207H31V205H30ZM30 207H29V208H30ZM36 207H37V205H36ZM39 207H40V206L38 205V209H39ZM47 207H48V206H47ZM57 207H58V205H56V208H57ZM76 207H77V208H76ZM105 207H106V206H105ZM179 207H180V206H179ZM179 207H178V208H179ZM192 207H193V208H192ZM1 208H3V207H1ZM11 208H12V207H11ZM43 208H44V206H43ZM48 208H49V207H48ZM60 208H62V207H60ZM112 208H113V207H112ZM112 208H111V212H112ZM121 208H123V207H121ZM175 208H177V207H175ZM207 208H208V207H207ZM244 208H245V207H244ZM38 209H36V210L39 211L40 209H39V210H38ZM79 209H80V210L82 209L81 211H83V212L79 211ZM84 209H85V211H84ZM123 209H124V208H123ZM162 209H163V208H162ZM185 209H186V208H185ZM185 209H184V211H185ZM196 209H197V208H195V209L193 210V213H194V211H195ZM201 209H202V208H201ZM201 209H200V210H201ZM203 209H204V207H203ZM205 209H206V208H205ZM236 209H237V208H236ZM242 209H243V208H242ZM242 209L240 210L241 212H242ZM246 209H247V208H246ZM4 210H5V209H4ZM4 210L2 209V211H4ZM32 210H33V209H32ZM36 210H35V211H36ZM41 210H42V209H41ZM46 210H47V209H46ZM46 210H45V211H46ZM48 210H49V209H48ZM48 210H47V211H48ZM58 210H60V209L58 208ZM97 210H98V209H97ZM113 210H115V209H113ZM127 210H128V209H127ZM130 210H132V208H131ZM186 210H187V209H186ZM206 210H208V209H206ZM45 211L43 210V212H45ZM98 211H99V210H98ZM121 211L124 212V210H122V209H121ZM121 211H120V213H119V212H118V213L121 214V215L123 214L122 216H124V214L127 213V212L121 213ZM201 211H202V210H201ZM210 211H211V210H210ZM227 211H228V210H227ZM227 211H226V212H227ZM9 212H10V211H8L7 213L9 214ZM13 212H14V211H13ZM58 212H59V211H57V213H58ZM60 212L63 213L62 210H61ZM103 212H104V211H103ZM103 212H102V213H103ZM106 212H109V211H106ZM115 212H116V211H115ZM162 212H164V211L161 210V214H163ZM197 212H198V213H197ZM199 212H200V211H196L195 213H197V214H201V213H199ZM257 212H258V213H257ZM262 212H263V213H262ZM1 213H2V212H1ZM36 213L39 214L38 212H36ZM61 213H60V214H61ZM66 213H68V212H66ZM112 213H113V212H112ZM154 213H155V212H154ZM158 213H159V211H158ZM206 213H208V212H206ZM227 213H229V212H227ZM227 213H226V214H227ZM230 213H231V212H230ZM230 213H229V214H230ZM238 213H239L240 215H243V218H242V219H245L246 221L248 220V218H246L247 215H246V217L244 216V213H245V212L242 213V214H241L240 212H238ZM246 213H247V212H246ZM5 214H6V213H4V215H5ZM11 214H13V213L11 212ZM43 214H45V213H43ZM46 214H48V213H46ZM50 214H51V212H50ZM68 214H69V213H68ZM73 214H71V217H72ZM131 214H132V213H131ZM131 214H130V215H131ZM155 214H157V213H155ZM155 214H154V218H156V223H157L158 221L160 222L161 220H159L157 216L155 217ZM202 214H203V213H202ZM229 214L225 216V212L223 213V215H224L225 217L230 216V217H232L231 220L234 219V216H235V215H233V214L231 213V215H233V216H231V215H229ZM6 215H7V214H6ZM55 215H57V214H55ZM55 215H54V213H52V216H55ZM61 215H63V214H61ZM78 215H79V214H78ZM78 215H77V217H79ZM84 215H82V216L84 217ZM98 215H97V216H98ZM104 215L107 216L105 213H104ZM150 215H151V214H150ZM159 215H160V214H159ZM159 215H158V216H159ZM223 215L221 214V217H222ZM240 215L238 216V219L242 217V216H240ZM40 216H41V215H40ZM45 216H46V215H45ZM50 216H51V215H50ZM57 216H58V215H57ZM63 216H65V217H64L65 221H68V219H69L70 216H66L65 213H64ZM89 216H91V217H89ZM97 216H95V217H97ZM99 216H98V217H99ZM102 216H103V215H102ZM119 216H120V215H119ZM122 216H121V219L123 218L122 220L125 221L124 217H122ZM195 216H197V215H195ZM199 216H200V215H199ZM236 216H237V215H236ZM236 216H235V217H236ZM7 217H10V216L7 215ZM46 217H47V216H46ZM48 217H49V216H48ZM71 217H70V218H71ZM73 217H74V216H73ZM77 217H74V218L76 219ZM93 217H94V216H93ZM98 217H97V219H98ZM109 217H110V216H109ZM109 217H108V218H109ZM112 217H113V216H112ZM142 217H143V216H142ZM161 217L164 218L165 215H162V216L160 215V219H161ZM225 217H224V218L222 217V218H223V219H227V218H225ZM230 217H229L228 219H230ZM244 217H245V218H244ZM4 218L7 219L6 217H4ZM43 218H44V217H43ZM43 218H42V219H43ZM50 218H53V217H50ZM58 218H62V217H58ZM66 218H67V220H66ZM104 218H105V217H104ZM146 218H147V217H146ZM151 218H152V217H151ZM165 218H166V217H165ZM218 218L221 219V218H220V215L218 216ZM218 218H217V219H218ZM253 218H254V217H253ZM261 218H262V216H261ZM78 219H79V218H77V220H78ZM85 219H86V218H85ZM85 219H84V221H85ZM126 219H127V218H126ZM131 219H132V218H131ZM143 219H144V217H143ZM148 219H149V218H148ZM157 219H158V221H157ZM219 219H218V221H221V220H219ZM235 219H236V218H235ZM235 219H234V220H235ZM238 219H237V220H238ZM1 220H2V219H1ZM52 220H53V219H52ZM80 220H81V219H80ZM82 220H83V219H82ZM103 220H104V219H103ZM128 220H130V217H129ZM153 220H154V219H153ZM153 220L151 219V221H153ZM181 220H182V219H181ZM234 220H233V222L230 223L231 225L234 224ZM237 220H236V221H237ZM254 220H255V219H254ZM254 220H253V221H254ZM262 220H263V218H262ZM262 220H261V221H262ZM43 221H44V220H43ZM60 221H61V219H60ZM95 221H96V220H95ZM104 221H105V220H104ZM124 221H123V222H124ZM130 221H131V220H130ZM130 221H127V220H126L125 222L128 223V222H130ZM134 221H135V219H134L133 221H131V224H132V223H133V224H134V223L136 224V222H134ZM141 221H142V223L145 222V221H143V220H141ZM162 221H163V220H162ZM187 221H189V220H187ZM229 221H230V220H229ZM243 221H244V220H243ZM261 221H260L259 223L263 224V227H264V223H263V221H262V222H261ZM10 222H11V220H10ZM15 222H16V221H15ZM61 222H62V221H61ZM68 222L70 223L71 221L69 220ZM68 222H66V223H68ZM101 222H102L101 224L103 225V228L101 229V232H102V231L104 230V228H105V227H104V226H105V223H103V221H101ZM105 222H106V221H105ZM159 222H158V223H159ZM164 222H165V221H164ZM176 222H177V220H176ZM184 222H185V221H184ZM224 222H225V221H224ZM226 222H227V221H226ZM256 222H257V221H256ZM258 222H257V225H259ZM51 223H52V222H51ZM63 223H64V222H63ZM92 223H94V222H92ZM92 223H91V224H92ZM95 223H96V222H95ZM98 223H99V222H98ZM138 223H139V222H138ZM138 223L136 224V225H137V228H138V225H141V224H138ZM151 223H152V222H151ZM170 223H171V222H170ZM170 223H168V224H170ZM187 223H188V222H187ZM210 223H211V222H210ZM214 223H215V222H213V225H214ZM227 223H228V222H227ZM237 223H238V221H237ZM239 223H240V222H239ZM242 223H244V222H242ZM49 224H50V223H49ZM64 224H65V223H64ZM70 224H72V222H71ZM99 224H100V223H99ZM101 224H100V225H101ZM106 224H107L106 227L109 228V231L112 230V227H113L114 225L116 226V222H115V223H114V222H112V223L110 222L109 226H108V223H106ZM111 224H112V225H111ZM124 224H125V223H123V226H124ZM135 224H134V225H135ZM147 224H148V223H147ZM154 224H155V221H154ZM161 224H164V223L161 222ZM168 224H167V225H168ZM173 224H174V223H173ZM181 224H182V223H181ZM189 224H190V223H189ZM189 224H188V227L191 226V225L189 226ZM230 224L228 225V227L222 226L223 229H225V228H229V227H230L231 229H228V230L231 231V232H232V229H234V228H235V230H237V229H236V224H235L234 227L231 226ZM261 224H260V225H261ZM10 225H11V224H10ZM16 225H17V224H16ZM16 225H15V227H17ZM50 225H51V224H50ZM50 225H49V226H50ZM53 225H54V224H53ZM73 225H75L74 227H76L75 222H73ZM79 225H83V224H82V223H79ZM94 225H95V224H94ZM96 225H97V224H96ZM96 225H95V228H96ZM120 225L122 226V224H120ZM120 225H119V226H120ZM145 225H146V222H145L144 226H145ZM164 225H165V224H164ZM167 225H166V226H167ZM174 225H175V224H174ZM192 225H193V224H192ZM237 225H242V224L240 223V224H237ZM260 225H259V226H260ZM1 226H2V225H1ZM13 226H14V225H13ZM42 226H43V225H42ZM46 226H47V225H46ZM126 226H127V225H126ZM128 226H129V224H128ZM142 226H143V225H142ZM144 226H143V227H144ZM146 226L148 227V225H146ZM149 226H150V224H149ZM158 226H159V225H158ZM177 226H178V225H177ZM200 226H201V225H200ZM214 226H215V225H214ZM214 226H213V228H215ZM226 226H227V225H226ZM10 227H11V226H10ZM20 227H22V226H20ZM23 227H24V226H23ZM23 227H22V228H23ZM55 227H57V226H55ZM72 227H73V226H72ZM98 227H99V226H98ZM98 227H97V228H98ZM101 227H102V226H101ZM101 227H100V228H101ZM124 227H125V226H124ZM159 227H160V226H159ZM163 227H164V226H162V228H163ZM167 227H168V226H167ZM170 227H171V226H170ZM174 227H175V226H174ZM193 227H194V225H193ZM224 227H225V228H224ZM241 227H242V229H243V227L246 228L247 226L242 225V226H240L239 228L241 229ZM261 227H262V225H261ZM1 228H3V227H1ZM17 228H19V227H17ZM22 228H19V230H24V229H22ZM53 228H54V227H53ZM78 228H79V227H78ZM86 228H87V227H86ZM108 228H107V229H108ZM114 228H115V227H114ZM121 228H122V227H121ZM125 228H126V227H125ZM140 228H141V226H140ZM144 228H145V227H144ZM150 228H151V227H150ZM172 228H173V226H172ZM176 228H177V227H176ZM183 228H184V225H183ZM185 228L187 229V226H186ZM191 228H192V227H191ZM199 228H201V227H199ZM199 228H198V229H199ZM252 228H254V227H252ZM79 229H80V228H79ZM107 229H106V230H107ZM122 229H123V228H122ZM166 229H167V228H166ZM170 229H171V228H170ZM198 229H197V230H198ZM207 229H208V228H207ZM215 229H216V228H215ZM215 229H214V230H215ZM240 229H239V232H240ZM242 229H241V230H242ZM256 229H257V228H256ZM26 230H27V229H25V230L23 231V233H24ZM94 230H95V229H94ZM106 230H104V231L106 232L105 234L107 235V231H106ZM114 230H115V229H114ZM141 230H142V229H141ZM150 230H151V229H150ZM184 230H185V229H184ZM209 230L212 231V232L214 231V230H211V229H210V226H209ZM217 230H218V229H217ZM228 230H227V231H228ZM235 230H233V231H234V234H235ZM243 230L245 231V229H243ZM243 230L241 231V233L243 232ZM260 230L262 231V229H261L260 227H258L257 232H254V234L258 235L257 233L260 232L259 234L261 235L262 232H261ZM263 230H264V228H263ZM115 231H116V230H115ZM121 231H122V230H121ZM127 231L129 232L128 228H127ZM145 231H147V229H146ZM167 231H169V229H168ZM171 231L174 232L173 229L170 230V232H171ZM177 231H178V230H177ZM177 231H175V232H177ZM181 231H183V229H181ZM187 231H188V230H187ZM189 231H192V230L190 229ZM215 231H216V230H215ZM218 231H219V230H218ZM227 231H224V232H223V230L219 231V232H218V236L221 237V234H222V233H220V232H223V233L227 234V235H226L227 237L231 236V237L233 238V234L231 233L232 235H230V234L228 235V232H229V231H228V232H227ZM5 232H6V231H5ZM9 232H10V231H9ZM28 232H29V231H28ZM113 232H114V231H113ZM143 232H144V231H143ZM149 232H151V231H149ZM172 232H171V233H172ZM196 232H197V231H196ZM196 232H188L187 235H189V234L191 233V235H192L194 238L196 237V239H195L196 241H198V240H201V241H202L203 238L201 239V238H200L201 236L199 237V233H198V235H197ZM216 232H217V231H216ZM226 232H227V233H226ZM245 232H246V231H245ZM245 232H244V233H245ZM25 233H27V232H25ZM25 233H24V234H25ZM29 233H30V232H29ZM133 233H134V232H133ZM133 233H130V236H131V234H133ZM145 233H146V232H145ZM178 233H181V232H177V233H175V234H177V236L179 237V239H177V238L175 239V237H174V239L177 240V241H175V242H177V243L179 242V244H180V243H182V245H183L184 243L187 244V242L190 241V239H191V240L194 239V238H192L191 235H190V236H189L190 238H188V237L186 236V237H187V242L182 241V238H181V236H180L181 234L178 235ZM193 233H195V235H194ZM200 233H201V231H200ZM213 233H214V232H213ZM246 233H247V236H249L250 233H248V232H246ZM9 234H10V233H9ZM20 234H21V232L19 231V235H18V234H16V235L20 236ZM86 234H87V232H86ZM86 234H85V235H86ZM95 234H96V233H95ZM100 234H101V233H100ZM111 234H112V232H111ZM114 234H115V232H114ZM135 234H136V233H135ZM135 234H134V235H135ZM154 234H155V232H154ZM182 234H183V233H182ZM205 234H206V236H207V233H204V234H201V235H203V237H204L205 239H207L208 236H207V238H206ZM219 234H220V235H219ZM237 234H238V233H237ZM239 234H240V233H239ZM254 234H252V235H254ZM3 235H5V234H3ZM3 235H2V236H3ZM31 235H32V234H31ZM35 235H36V233H35ZM37 235H38V234H37ZM106 235H105V236H106ZM127 235H128V234H127ZM155 235H156V234H155ZM160 235H161V233H160ZM235 235H236V234H235ZM235 235H234V239L236 240L235 242H238V240L236 239V237H238V236L235 237ZM263 235H264V233H263ZM23 236H24V235H23ZM23 236H20V238L23 237ZM25 236H26V235H25ZM98 236H99V235H98ZM100 236H101V235H100ZM128 236H129V235H128ZM132 236H133V235H132ZM174 236H175V235H174ZM209 236H211V235H209ZM222 236H223V235H222ZM245 236H246V235H245ZM247 236H246V237H247ZM5 237H7V236H5ZM13 237H15V236L13 235ZM26 237H28V236H26ZM29 237H30V236H29ZM39 237H41V238L43 239L45 236H44V237L39 236ZM86 237H87V236H86ZM86 237H85V238H86ZM102 237H103V236H102ZM155 237L157 238V236H155ZM159 237H160V236H159ZM197 237H198L199 239H197ZM212 237H214V234H213ZM212 237H211V239H213ZM216 237H217V236H216ZM216 237H214V238H216ZM10 238H11V237H10ZM34 238H35V237H34ZM37 238H38V237H37ZM41 238H40V239H41ZM49 238H50V237H49ZM100 238H101V237H100ZM112 238H113V236H112ZM134 238H135V239H138V238H136L135 236H134ZM180 238H181V239H180ZM209 238H210V237H209ZM209 238L206 240V241H207V247H208V248L206 247V244H205V247H206L207 249H209V247L211 248V246H209V245H210V244H213V243L215 242L214 239H213V242L210 243V244H208V240H209ZM239 238H240V237H239ZM253 238H254V237H253ZM11 239H12V238H11ZM17 239H18V237H17ZM22 239H23L24 241H21V240H20V241H21V242H25V238H22ZM46 239H47V238H46ZM50 239H51V238H50ZM77 239H78V238H77ZM86 239H87V238H86ZM110 239H111V238H110ZM126 239H127V238H126ZM139 239H140V237H139ZM157 239H158V238H157ZM157 239H156V240H157ZM205 239H204V240H205ZM226 239H228V238H226ZM234 239H232L231 242H232V241L234 242ZM2 240H3V239H2ZM18 240H19V239H18ZM29 240H30V239H29ZM31 240H32V237H31ZM33 240H36V239H33ZM38 240H39V238H38ZM80 240H81V239H80ZM112 240H113V239H112ZM162 240H163V238H162ZM179 240H181L182 242L179 241ZM183 240H185V239H183ZM215 240H216L215 243L217 244V241H218L219 239H215ZM228 240H229V239H228ZM26 241H27V240H26ZM36 241H37V240H36ZM41 241H42V240H41ZM77 241H78V240H77ZM165 241H166V240H165ZM221 241H222L221 243H220V240L218 241V244H219V245H221V244L224 242V240H222V239H221ZM225 241H226V240H225ZM229 241H230V240H229ZM248 241H249V240H248ZM0 242H1V239H0ZM16 242H17V241H16ZM16 242H14V243H16ZM31 242H33V241H31ZM38 242H39V241H38ZM46 242H47V241H46ZM46 242H45V244H48V243H46ZM48 242H49V241H48ZM87 242H88V241H87ZM112 242H114V241H112ZM112 242H111V243H112ZM122 242H123V241H122ZM140 242H141V241H140ZM159 242H161V241L159 240ZM159 242H158V244H159ZM173 242H174V241H173ZM175 242H174V246L170 243V245L173 246L172 248H174V247L176 248V247H177V244H176ZM226 242H227V241H226ZM226 242H225V243H226ZM235 242H234V243H235ZM244 242H245L244 240L241 241V243H243V244H244ZM2 243H3V242H2ZM19 243H20V242H19ZM34 243H35V242H34ZM81 243H82V242H81ZM107 243H108V242H107ZM137 243H138V241H137ZM137 243L134 242L133 244H136L137 246H138L139 244L141 245V243H139V244H137ZM162 243H163V242H162ZM165 243H166V242H165ZM167 243H168V242H167ZM205 243H206V242H205ZM241 243H240V244H241ZM247 243H249V242H247ZM12 244H13V243H12ZM23 244H24V243H23ZM25 244L29 246L30 242H29V244H28V242H25ZM25 244H24V245H25ZM36 244H37V242H36ZM42 244H43V243H42ZM45 244H43V245L45 246ZM109 244H110V243H109ZM114 244H115V243H114ZM133 244H132V245H133ZM142 244H143V242H142ZM175 244H176V246H175ZM179 244H178V245H179ZM191 244H192V242H191ZM196 244H197V247H198V245H199L200 243H199V244L196 243ZM218 244H217V245H218ZM235 244L237 245V243H235ZM14 245H15V244H14ZM14 245H13V246H14ZM39 245H40V244H39ZM49 245H50V244H49ZM55 245H56V244H55ZM90 245H91V244H90ZM128 245H129V244H128ZM140 245H139V246H140ZM182 245L180 246L181 248L179 247L180 250H182V248L184 247V246H182ZM222 245H223V244H222ZM225 245H226V244H225ZM225 245H223V246L225 247ZM233 245H234V244H233ZM30 246H31V245H30ZM84 246H85V245H84ZM88 246H89V245H88ZM94 246H95V245H94ZM122 246H123V245H122ZM133 246H134V245H133ZM142 246H144V245H142ZM142 246H141V247H142ZM162 246H163V245H162ZM166 246H167V244H166ZM186 246H187V245H186ZM186 246H185V247H186ZM192 246H193V245H192ZM192 246H190V247H192ZM195 246H196V245H195ZM202 246H203V245H202ZM212 246H213V245H212ZM243 246H244V245H243ZM3 247H4V245H3ZM6 247H7V246H6ZM19 247H21V246H19ZM32 247H36V245H35V246H32ZM48 247H49V246H48ZM144 247H145V246H144ZM199 247H201V245H199ZM221 247H222V246H221ZM221 247H220V248H221ZM235 247H236V246H235ZM241 247H242V246H241ZM29 248L31 249V247H29ZM29 248H28V252H29ZM98 248H99V247H98ZM138 248H139V250H141L140 247H138ZM172 248L170 247V250L172 251L171 253H173V249H172ZM179 248H177V249H179ZM193 248H194V247H192V249H193ZM195 248H196V247H195ZM203 248H204V246H203ZM217 248H219V246H217ZM220 248H219V250H220ZM226 248H227V247H226ZM236 248H237V247H236ZM243 248H244V247H243ZM246 248H247V247H246ZM16 249L18 250V248H16ZM26 249H27V246H26ZM26 249H25V250H26ZM49 249H51V247H50ZM122 249H123V248H122ZM122 249H121V250H122ZM164 249H165V245H164ZM187 249H188V248H186V252L188 251ZM232 249H234V247H233ZM237 249H238V252H241V251H242L241 248H240V249L237 248ZM244 249H245V248H244ZM244 249H243V250H244ZM6 250H7V249H6ZM108 250H109V249H108ZM198 250H199V249H198ZM209 250H210V252L215 251V249H212L213 251H211V249H209ZM219 250H218V251H219ZM223 250H224V249H223ZM31 251H32V249H31ZM163 251H164V250H163ZM167 251L170 252L169 250H167ZM199 251H200V250H199ZM246 251H247V250H246ZM258 251H259V252L262 251V254H264V248H263V250H261V249L258 250V249H257L256 252H258ZM16 252H17V251H16ZM41 252H42V251H40V253H38V254H43V255H44V252H42V253H41ZM144 252H145V251H144ZM184 252H185V251H184ZM186 252H185V253H186ZM210 252H208V253H210ZM242 252H245V251H242ZM247 252H248V251H247ZM252 252H253V250L250 251L249 253H247V254H250L249 257L254 256L255 258H257V260H259L258 257H262V256H263V258H264V255H261V256L256 257V256H255L256 254L254 255ZM254 252H255V251H254ZM259 252H258V253H259ZM13 253H14V252H13ZM21 253H22V251H21ZM174 253H175V252H174ZM201 253H202V252H201ZM201 253H199V254H201ZM251 253H252V255H251ZM2 254H3V253H2ZM23 254H24V253H23ZM28 254H29V253H27V255H28ZM90 254H91V253H90ZM177 254H178V253H177ZM204 254H205V253H204ZM242 254H244V253H242ZM259 254H260V253H259ZM11 255H12V254H11ZM27 255H26V256H27ZM30 255H31V254H29V256H30ZM46 255L48 256L47 253H46ZM186 255H187V254H186ZM208 255H209V254H208ZM228 255H229V254H228ZM231 255H232V252H231L230 256H231ZM233 255H234V254H233ZM233 255H232V256H233ZM238 255H239V254H238ZM238 255H235L236 258H237ZM31 256H32V255H31ZM31 256H30V258H31ZM115 256H117V255L115 254ZM204 256H205V255H204ZM217 256H218V255H217ZM221 256H222V255H221ZM232 256H231V257H232ZM32 257H33V256H32ZM44 257H45V255H44ZM48 257H51V258H52V256H48ZM121 257H122V256H121ZM142 257H143V256H142ZM145 257H146V256H145ZM145 257H144V258H145ZM189 257H190V256H189ZM210 257L212 258L211 254H210ZM254 257H253V258H254ZM0 258H1V254H0ZM15 258H16V257H15ZM39 258H40V257H39ZM41 258H42V257H41ZM41 258L39 259V261H41ZM144 258H143V261H145ZM168 258H169V257H168ZM177 258H178V257H177ZM263 258H262V259H263ZM18 259H19V258H18ZM101 259H102V258H101ZM113 259H114V258H113ZM162 259H163V261H168V262H169V260H167L166 258H165L166 260H164V258H162ZM169 259H170V258H169ZM193 259H194V258H193ZM31 260H32V259H30V261H31ZM33 260H34V258H33ZM36 260H37V259H36ZM36 260H34V263H35ZM42 260H43V259H42ZM46 260H48L47 257H46ZM197 260L199 261L198 258H197ZM216 260H218V259H216ZM239 260H240V259H239ZM263 260H264V259H263ZM11 261H12V260H11ZM115 261H116V260H115ZM141 261H142V260H141ZM170 261H171V260H170ZM26 262H27V261H26ZM31 262H32V261H31ZM31 262H30L29 264H31ZM135 262H136V261H135ZM137 262H138V261H137ZM146 262H147V261H146ZM262 262H263V261H262ZM129 263L131 264V262H129ZM143 263H144V262H143ZM147 263H148V262H147ZM166 263H167V262H166ZM170 263H171V262H170ZM237 263H238V262H237ZM40 264H41V263H40ZM42 264H45V262H44V263L42 262ZM46 264H47V262H46ZM79 264H80V263H79ZM135 264H136V263H135ZM137 264H138V263H137ZM144 264H145V263H144ZM167 264H168V263H167ZM179 264H180V263H179ZM181 264H183V263H181ZM196 264H198V263H196ZM204 264H205V263H204Z\"/></svg>",
  "mask_w": 264,
  "mask_h": 264
}]
</instances>
